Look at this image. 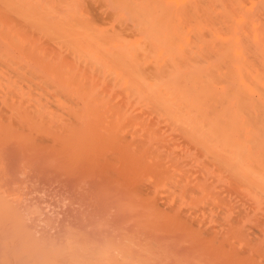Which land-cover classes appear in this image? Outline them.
Instances as JSON below:
<instances>
[{
  "label": "bare ground",
  "instance_id": "1",
  "mask_svg": "<svg viewBox=\"0 0 264 264\" xmlns=\"http://www.w3.org/2000/svg\"><path fill=\"white\" fill-rule=\"evenodd\" d=\"M42 1L43 0H0V66L3 64V63H5V60H8L7 62H9V61H11V62H9L10 64L11 63H13V60H14V63H15V61L17 60H19V62H20V65H18L17 63H16V65H18V66H20V67H18L20 70H21V68H22V71H23V67L22 66H24V68L26 69H28V70H30L29 68H31L32 69V64L33 63H36V65H39L40 67H38V68H40V72H44V75H46L45 77L47 78V77H51V78H54L55 77V79H56V76L58 77H60V79H59V84H63V82L64 81H66V82H64L65 84H63V86H66V85H68L67 84V79H69V81H71V80H73V78H74V80H73V83L75 82V84H77V85H75L76 87H80V85L81 84H83V85H87L86 87L85 86H82L84 89H86V88H89L90 87V85H91V87H93V88H91V89H93L92 91H94L93 92V94H92V91L90 92V89L89 90H87V91H89V92H87V93H89L88 95H87V93L85 92V91H83V95H84V92L86 93L85 94V98H84V96H83V99H90L91 97H93L94 96V94H96V93H99V92H96V90H97V88L96 87H94V84L95 83H97V82H94V77H91L92 78V80H91V78H90V75H92V76H95L94 75V73H93V71L91 72L92 74H89L90 73V71H88V66H86L87 68V71L89 72L88 74L86 73V70H83L82 68V66H81V62L80 63H78V60L79 59H81V57H82V55L81 54H77V53H80V52H82V54H84L85 56H88V57H85L84 55H83V57H85L84 58V61H85V59L87 58L88 59V61H85V62H83V60L81 59V60H79V61H82V63H93V60L95 61L94 63L97 65L98 63L99 64H101V65H99L98 64V68H99V70H97L96 69V71H100L103 67H101V66H104L105 67V71L104 70H101V72L103 71V72H106L104 75L106 76V74H108V71H109V65L108 64H106V60H107V58H108V62H109V59L110 58H112L113 57V55H114V53L115 52H118V50H120L121 52H123V55H122V53L119 51L118 53H115L116 55H117V57L115 56V58H119V57H121V58H119L118 59V61L121 59L122 60V56L124 57V59H125V61H127V63L129 64V65H131V67L135 64V67H132L131 68V70H133L134 71V73H136L137 71L138 72H140L139 70H137L136 71V67H140V69H142V64H143V66H146L145 64L147 63V62H150V59H149V61L146 59V56H144L143 58H142V60L144 59L145 61H146V63L144 64V62H142L141 60H140V62H138V60L137 59H139L141 56V54H144V52H141L140 53V57L139 58H133L132 57V55L134 56V55H138V53H139V51H138V53H137V51L135 52L134 51V53L133 54H131L132 52H133V50H132V52H131V48H134L135 50H138V49H140V48H138V49H136V47H137V39H136V43H135V45H136V47L134 46V43L132 42V44H131V42H128V41H125V40H123V38L121 39V41H125V43H123V42H119L117 39H118V37H115L116 38V40L118 41H116L115 40V38L113 39V38H111V40H110V38L108 37V35L106 36V34H107V32L108 31H104V29L103 28H101V29H103V31L99 28L98 29V27H95V29H98L99 31L97 32V33H95L96 32V30L95 29H90V28H94V22H95V18H96V16L94 17V15L91 17V18H88V16H87V21H85V25L87 26V24H88V26L87 27H89V31L87 30L86 31V33H88V34H83L84 32H85V25L83 24L82 25V23L81 22H84V20H85V16H84V14H82L81 12L79 13L78 11H77V5H75L76 7V9H74V10H72L71 8H70V3H69V6H66L67 4H64V2H62V0H61V2L63 3V5H62V7H61V3H58L59 1L57 0V2L55 1V0H53V1H55L56 2V4L58 3L59 5H57L58 7H55L56 6V4H53V3H55V2H52L51 0H49V1H47L46 2V4H44V5H42L41 3H42ZM72 1V0H71ZM102 1V0H101ZM123 1V0H122ZM127 1V0H126ZM130 1L131 0H129V3H130ZM151 3H152V5H153V7H152V9L154 8V0H149ZM172 1V0H171ZM184 1V0H183ZM183 1H180L181 3L183 2ZM186 2H185V4L183 5V3H182V5H183V8H185L186 7V9H188L187 7H189V10H190V12L189 13H187V12H184V17H183V20H185L184 22H182L183 20L180 18V17H174L175 15H177L176 13L175 14H173L174 16L171 18V17H169V18H171V19H161V21H163V24L165 23V21H168L167 22V25H168V23H172L171 25H180L181 26V28L179 29V28H177V27H173V28H171L170 27V24H169V26H167L166 24V26L165 25H161V24H159V23H157L158 25H161L162 27L163 26H165V28L167 27H169L168 29L170 30V31H172V30H176V29H179V30H176L174 33L173 32H170V33H172V34H169L168 35V29L166 28V29H164V30H167L166 32H167V34H165L164 35V32L162 31H158V29L161 27H157V26H155V27H157L158 29L156 30L155 29V27H153L152 25H157L156 24V22L157 21H155V19L153 20L154 22H151V26L148 24V26H150L149 27V31L147 32V34H149V32L151 31L150 29H151V27L153 28L152 29V31L150 32L151 33V37L149 36V35H147V36H149L148 38H147V36L143 33V31L141 32V34L142 35H144V36H142V39H143V37H145V39H143V40H141L140 38V40H141V42L140 43H142V41H143V43H147L148 44V46L150 47V45L151 44H161L162 45V43H164V45H163V47H165V49H166V51H165V53H167V54H165V53H163L164 54V56H163V54L161 53V52H164L163 50H162V46H160V50H162L161 52H160V50H159V54H162V56H161V59L162 60H165V59H163V57H168L167 55L169 54L170 56V58H168L167 60V62H166V60L165 61H163V62H165V63H163L162 64V60L160 61V55L159 56H156V59L158 58L159 59V63H161L162 65H163V67L166 65V68H168L169 66L170 67H174V68H176V67H179L180 66V68L182 69H180L179 68V70H178V68L175 70V73H173L174 72V68H173V70L171 69V68H169L170 70H172V72H171V76L172 75H175V78H173V79H177L178 78V80H179V84L177 85V83H178V81L176 80H174L175 82H177V83H175V82H170V81H172L173 79L171 78V76H170V70L168 71V73L166 74V73H164V74H166L167 76H169V81H166V82H170V83H166V85H167V87L165 86V87H162L161 86V84H159V82L158 83H154V85H152V84H150L149 82H147V79H144L145 77V75H147L148 73H145V75L143 74V79L142 78H140L141 77V75L139 76V75H136V76H139L138 78L134 75L133 76V74H131V76L130 77H135L136 79L135 80H138L137 82H141L142 80H145L147 83H149V85L147 84V83H145V81H142L143 82V84L142 83H139L140 85H139V87H135L136 89H132V90H137L136 91V93L135 92H133V93H135L137 96L136 97H138L136 100H134V101H137L138 99H143L144 97H142V96H144V95H150V98L147 96L146 98H147V100H148V98H149V100H151V97H152V99H153V101H151V102H149L147 105L148 106H146V107H151L150 105H153V103H155V104H157L156 105V107H154V111L152 110V113L154 114V113H158L157 114V116H159L160 118H162V121H164V122H166V124H167V130L168 129H170V130H168V131H176V132H181L180 133V137L182 136L181 134H184L187 138H186V140L188 139L189 140V144L188 145H190L191 144V142L193 143V147L192 146H189V147H191L192 149H194L196 152H198V155H199V157H198V159L201 157L203 160L201 161V166H203V168H201V172L203 171V172H205V173H208L209 175H212L211 174V172L209 173V169L210 168H212L211 170H213L212 171V173H214V174H218V175H216V177H218V179L219 180H222V181H225V182H227L228 183V185H229V187H227L226 188V190H227V193H233L232 195H234L235 194V196L237 195L238 197H242V198H240V200L241 199H243V197H244V199H245V197L246 198H248L249 197V199L250 198H253V199H259V200H263L264 199V0H197V1H195V0H190V3H188V6H187V0H185ZM201 3H200V2ZM45 2V1H44ZM120 2V1H119ZM133 2H135V0L133 1L132 0V3ZM138 2V6L139 7H141V5L142 4H144L143 3V1L142 0H138L137 1ZM141 2V4L139 5V3ZM169 2V0L167 1V0H165V4H167ZM199 2V3H198ZM74 3V2H73ZM81 3V2H80ZM100 3V2H99ZM125 3V2H124ZM127 4H129L128 3V1L126 2ZM136 3V2H135ZM135 3H133V4H135ZM148 3V4H147ZM170 3H172V2H169L168 4L169 5H167V6H169L168 7V11H170V9L172 10V8L174 9V7H172L171 8V4ZM176 3V2H175ZM174 2L172 3V4H175ZM198 3V4H197ZM84 4V3H83ZM122 4V2H120V5ZM133 4H130L131 6H135V5H133ZM147 4V5H146ZM201 4H202V6H201ZM70 10H72V12L70 11L69 13H68V15H66L67 13L65 12V11H67V10H64V8L63 7H65V6ZM119 5V6H120ZM124 5V4H123ZM123 5L121 6V10L123 9L122 7H123ZM151 4L148 2V0H147V2L145 3V5L142 7V9H144V7H145V9L147 8V6H150ZM116 6H118V4L116 5ZM126 6V5H125ZM125 6H124V9H125ZM166 6V5H165ZM178 8H179V6L178 5H176ZM185 6V7H184ZM191 6H193L191 9H190V7ZM65 7V9H67ZM128 7V6H127ZM176 7V8H177ZM56 8H58V9H56ZM166 8V7H165ZM33 9H35V11H39L40 10V12L39 13H42V14H44L43 16H45V17H42V16H40V14L38 15L37 13H35V11L33 12ZM61 9V11H59ZM123 9V10H124ZM129 9V8H128ZM151 9V8H150ZM120 10V11H121ZM125 10H127V9H125ZM154 11L155 10H158L159 11V8L158 9H156V8H154L153 9ZM175 10V9H174ZM178 10V9H177ZM32 13H31V12ZM58 11V12H57ZM81 11H83L82 9H81ZM131 11V10H130ZM143 11H145V10H143ZM150 11V10H149ZM153 11V12H154ZM127 12V11H126ZM133 12V11H132ZM132 12H130L131 14H132ZM157 12V11H156ZM156 12H154L155 14H156ZM35 13V14H34ZM84 13H85V11H84ZM122 13V12H121ZM130 13H128L129 15H130ZM148 13V11L146 12V13H144V14H147ZM150 13V12H149ZM30 14V15H29ZM31 14H34L36 17V19L37 20H41V21H43L44 22V26H42V27H40L41 25H42V23H41V25L40 24H37V20L34 18L33 20L31 19ZM37 14V15H36ZM55 14V15H54ZM81 14H82V16H81ZM88 14V13H87ZM127 14V15H128ZM134 14L136 15L137 13H136V10H135V12H134ZM179 14H181V13H179ZM34 15H32V17L34 16ZM48 15V16H47ZM88 15H90V14H88ZM114 15H116V14H114ZM171 15H172V13H171ZM83 16H84V18H83ZM108 16V15H107ZM137 16V15H136ZM179 16H181V15H179ZM191 16V17H190ZM28 17H30V19L28 20V19H26V18H28ZM41 17V18H40ZM90 17V16H89ZM102 17V16H101ZM109 17V16H108ZM126 17H128V16H126ZM132 17V16H131ZM130 17V18H131ZM139 17H140V15H139ZM51 18H53L51 21H52V24H53V21H54V25H52L50 28L49 27H47L46 26V24H48V26H49V23H48V21H46L47 19L49 20V22H50V19ZM83 18V19H82ZM110 18V17H109ZM142 18V17H141ZM177 18V19H176ZM189 19V23H188V21L186 20V19ZM44 19V20H43ZM46 19V20H45ZM91 19L92 20V22L89 24V20ZM111 19V18H110ZM109 19V20H110ZM144 19V18H143ZM145 19H147V17H145ZM27 20V21H26ZM33 22V23H31V21ZM35 20H36V24H37V26L39 25V27L40 28H42V29H40L39 27H38V29H39V31L41 30V31H44L43 29H45V28H43V27H46V28H48L49 30L51 29V28H53L54 29V26L55 25H57V26H59V28L60 29H62V30H60V29H58V32L60 31V32H64L65 30L66 31H68V30H70V28L69 27H71V29H73L75 32H77V29H78V34H76V35H74V41L76 40V44L74 45L73 44V46L72 47H69L68 46V44L69 43H66V41H67V37H69V39L72 37L71 35L72 34H70V32H71V30H70V32H69V34H68V32H67V34H68V36L67 35H64V39L66 40H64L63 38H60V37H62L63 35L61 34V33H57L56 31L57 30H55V29H57V27H55V29L54 30H52L51 31V34L52 33H54V35L55 36H57V34H58V36L57 37H59V34L61 35L59 38L60 39H55V40H61V41H63L64 40V47H65V44H66V46L67 47H69V49H70V51H71V53L73 52V53H75V51L74 50H76L77 51V53H75L76 55H78L77 56V58H79V59H77L76 60V62L75 63H78L79 64V66H81L82 68L80 69V68H78L77 67V65L75 66V63H72L73 62V60H71V61H66L65 59H67V56H66V58H65V53H63L62 52V54L64 55H62L61 54V52L59 53V51L57 50V48H55L58 52H55L56 50L54 49V44L53 45H51V42L53 41V40H49V39H51V38H49L50 36H54L53 34L51 35L50 34V36L48 37V40H49V42L46 40V42H48V44H49V46H48V44L47 43H45V45L46 46H43V45H41L42 43H39L40 42V39H39V41H38V37H37V35H42L41 33H36V32H34L35 33V36H34V34L32 33L36 28H37V26H35ZM39 20V21H40ZM78 20H80L81 22H79ZM90 20V21H91ZM99 20V19H98ZM121 20V19H120ZM134 20V19H133ZM132 20V21H133ZM30 21V22H29ZM40 21V22H41ZM73 21H77V23H76V26H77V24L79 23V25L80 26H82V27H78L77 29H76V26L74 27L73 25L75 24ZM94 21V22H93ZM102 21V20H101ZM111 21V20H110ZM135 21V20H134ZM133 21V22H134ZM145 21V20H144ZM144 21H142V22H144ZM160 21V23H162ZM28 22H29V24L31 23V24H33V26H35L36 28H34L33 26H31V25H29L28 24ZM40 22H38V23H40ZM72 22H73V24H72ZM112 22V21H111ZM126 22V21H125ZM136 22V21H135ZM178 22V23H177ZM46 23V24H45ZM87 23V24H86ZM94 23V24H93ZM110 23V22H109ZM144 23H146V22H144ZM152 23H154V24H152ZM176 23V24H175ZM180 23V24H179ZM183 23H185V28H189V32L188 33H191V32H193V30L195 29V33H199L200 32V34H198V35H196L194 32V34H195V39H196V37H198L197 39L199 40V38H200V40L199 41H197V39L195 40L194 39V36H191L192 38H191V41L193 40H195V42L197 43L196 44V46L198 45V42H200V43H203L204 44V50H208V49H210V47L207 45V46H205V44L207 43V44H211V42L209 43V41H208V39L206 38V35H205V33L206 32H208V33H206L208 36V38H213L215 35L213 34V32H219V34H218V32L216 33V35L218 34V36L216 37V40H219L220 38H222V37H220V35H224V37L222 38V39H220L219 41H216L215 39H212L211 41L212 42H217L216 44H218V42H219V44H220V46L221 47H219V45H216V44H211V45H215V46H217L218 47V50H215L216 49V47L214 46H212L211 47V52L212 51H215V52H213V53H210V51L208 52V51H206L207 53H209V54H211V55H209V56H207V55H205V53L203 52V44H200L198 47H199V52H201L202 53V55H203V53H204V55H203V57L205 56V58L206 57H208V60L207 59H204L203 57H202V55L198 52V51H194L197 47H195L194 45L192 46V45H190V47H188L187 48V46L189 45V44H192V42L191 41H189V38L188 37H190V35L187 33H185V31L186 30H184L183 28H184V25H183ZM193 23V24H192ZM28 24V25H27ZM92 24V25H91ZM100 24V23H99ZM108 24V23H107ZM136 24H137V22H136ZM182 24V25H181ZM188 24H190L191 25V27L193 28V30H191V27L190 26H187ZM203 24H206V25H209V26H211V27H213V29H211V30H213V31H211L210 29H208L207 27V31L204 33V34H202L201 35V32L203 31V30H205V27H204V29H203ZM50 25H51V22H50ZM72 25V26H71ZM90 25V26H89ZM105 25V24H104ZM28 26H31L30 28L31 29H33V31H31V29H29L28 30ZM61 26H64V27H62L61 28ZM100 26H102L101 24H100ZM108 26V25H107ZM111 26V25H110ZM119 26H121V25H119ZM142 27H143V25H141ZM146 26H147V24H146ZM182 26H183V28H182ZM33 27V28H32ZM72 27H74V28H72ZM124 27V26H123ZM161 27V28H162ZM63 28H65V29H63ZM79 28H81L80 30L81 31H83L82 33L79 31ZM160 28V29H161ZM203 30H202V29ZM68 29V30H67ZM84 29V30H83ZM88 29V28H87ZM121 29V28H120ZM128 29V28H127ZM132 29V28H131ZM148 29V28H147ZM163 29V28H162ZM37 30V29H36ZM95 30V32H94V34H93V31ZM180 30H184V33L181 31V34L179 35V33H178V31H180ZM191 30V31H190ZM202 30V31H201ZM46 31H48V30H45L44 32H46ZM54 31V32H53ZM66 31H65V33H66ZM73 31V32H74ZM90 31H91V33H90ZM123 31H125V29L123 30ZM154 31V32H153ZM160 33V34H163L165 37H163V38H165V42H162V40H160V37L158 38L159 39V41L161 42H159V41H157V40H154L152 37H158V35L157 34H159L158 32ZM199 31V32H198ZM211 31V32H210ZM28 32H29V34L30 33H32V34H30V35H28ZM38 32V31H37ZM44 32H43V34H44ZM73 32H71V33H73ZM75 32H74V34H75ZM80 32V33H79ZM101 32H103V37L102 38H107V40L109 41H113L112 42V46H114L113 44L114 43H116L115 45H116V48H114L115 50H112L113 49V47L110 45V44H108V42H107V40L106 39H104V40H102V38H100L99 37V35L101 34ZM133 32H134V30H133ZM132 32V33H133ZM153 32V33H152ZM155 32H157V34H155ZM209 32H210V34L212 35V37H211V35L209 34ZM47 33V32H46ZM109 33V32H108ZM112 33V32H111ZM135 33H137V32H135ZM134 33V34H135ZM176 33H178L177 35H176ZM182 33H183V36H187V40H188V43H187V45H185V50L183 49V48H181V44H180V46L178 45L179 43H181V41L183 40L184 42L186 41L185 39H182ZM192 33V34H193ZM203 33V32H202ZM221 33V34H220ZM49 34V33H48ZM89 34H91V35H89ZM105 34V35H104ZM125 34V33H124ZM153 34V35H152ZM156 36H155V35ZM185 34V35H184ZM45 35H47V34H45ZM92 36L94 39H92L91 37H89V36ZM94 35V36H93ZM140 35V34H139ZM138 35V36H139ZM169 37H168V36ZM182 36V37H180L179 38V36ZM203 35H204V39H206L205 41H202L201 42V40H204L203 39ZM214 35V36H213ZM222 35V36H223ZM44 36V35H43ZM55 36L54 37H52V39L53 38H55ZM71 36V37H70ZM97 36V38H96V41H97V39H101V41H99V42H101V46H102V44L103 43H107L106 44V46L105 45H103L102 47L103 48H100V45H99V42H96V43H98V44H96V43H94L95 42V37ZM122 36V35H121ZM136 36V35H135ZM166 36H167V38H166ZM175 36L177 37L178 36V38L179 39H177L176 38V42L178 41V40H180V41H178L179 43H176L175 42ZM200 36V37H199ZM37 37V38H36ZM42 37V36H41ZM45 37V36H44ZM44 37H43V39H44ZM171 37L173 38L172 39V41H174V42H172V41H170L169 42V40L171 39ZM214 37V38H215ZM219 37V38H218ZM67 38V39H66ZM73 38H71V40H73ZM168 38H170V39H168ZM184 38V37H183ZM42 39V38H41ZM113 39V40H112ZM138 39V40H139ZM147 39H149L148 40V42H147ZM168 41H167V40ZM38 42H37V41ZM116 42H115V41ZM119 40H120V38H119ZM132 40V39H131ZM152 42H151V41ZM154 40V41H153ZM44 41V40H43ZM61 41H58V42H60V44L62 43ZM74 41H70V42H72V43H74ZM102 41H104V42H102ZM109 41V42H110ZM133 41H135V40H133ZM145 41V42H144ZM169 42L170 43V46H167V45H169V44H165V43H167V42ZM45 42V41H44ZM55 41H53L52 43H54ZM129 43L130 45H128L127 43ZM151 42V43H150ZM173 43V46L171 45L172 43ZM182 43L183 44V46L182 47H184V44L185 43ZM187 42V41H186ZM191 42V43H190ZM205 42V43H204ZM39 43V45H41V47H42V49L44 50V52L43 53H45L46 51V48L45 47H47L48 48V52H46L47 54L45 55V54H42V51L43 50H41V54L39 53L40 51H38L39 49H41V48H39L40 46L38 45V48H37V44ZM56 43V42H55ZM143 43H142V45H143ZM145 43V44H146ZM175 43V44H174ZM36 44V45H35ZM57 44V43H56ZM71 44V43H70ZM126 44V45H125ZM150 44V45H149ZM195 44V43H194ZM111 47H110V46ZM138 45H139V43H138ZM141 45V44H140ZM138 46V47H141V46ZM167 47H166V46ZM180 47H178V46ZM71 46V45H70ZM109 46V48H111V49H109V48H107ZM147 46V48L149 49V47ZM172 46V47H171ZM51 47H53L52 49H51ZM58 47V46H57ZM74 47V48H73ZM115 47V46H114ZM145 47V46H144ZM156 47V46H155ZM152 47V49H156L155 50V52L159 49V47ZM179 48L180 50H176L177 48ZM191 47H193L194 48V50H193V48H191ZM205 47H206V49H205ZM207 47H209L208 49H207ZM50 48V49H49ZM74 50H73V49ZM98 50H97V49ZM142 48H143V46H142ZM142 48H141V51H142ZM146 48V49H147ZM158 48V49H157ZM170 48V49H169ZM172 48V49H171ZM175 48V51L173 50ZM189 49V48H191L192 50H193V52L191 51V53L193 54L194 52L197 54V56H199L200 57V55H201V57L199 58V61L201 60V63L203 62L204 64H205V66L206 65H208L209 64V66H210V62H212L211 60H212V55H213V63H215L217 60H218V58H219V60H220V63L218 64L219 65V67L217 68V66H216V64L218 63V62H216V64H215V68L214 67H212V68H210V67H208V69L210 70V73H209V71L208 70H204L205 68V66L204 65H202L197 59H198V57H196L195 55L196 54H194V56H195V61H194V59H192V57H191V53H190V49L188 50V54H190L189 56L187 55V49ZM202 48V49H201ZM215 48V49H214ZM224 48V49H223ZM55 50V51H52V50ZM66 49V48H65ZM68 49V48H67ZM99 49H101V53H100V50ZM103 49V50H102ZM117 49V50H116ZM164 49V48H163ZM168 49V50H167ZM214 49V50H213ZM219 49H220V51L222 50V52L223 53H221L220 51H219ZM59 50H60V48H59ZM62 50V49H61ZM110 50H112V51H110ZM143 50H145V49H143ZM171 50H173V52H175L176 54H174L173 52V54L171 53L170 54V52H171ZM196 50H198V49H196ZM201 50V51H200ZM38 51V52H37ZM66 51V50H65ZM64 51V52H65ZM114 51V52H113ZM167 51H170V52H167ZM177 51H180V53L181 54H183L182 56H183V59H181L182 58V56H181V54H180V57H178L179 55L177 54L178 52ZM186 51V52H185ZM111 52H113V53H111ZM150 52H151V50H150ZM154 52V51H153ZM158 52V51H157ZM182 52H184L185 53V55H187V57L184 55V53H182ZM220 52V53H219ZM70 52H69V54H67V55H69V57H70V54H71ZM100 53V54H99ZM111 53V54H110ZM120 53H121V55H120ZM136 53V54H135ZM152 53V52H151ZM218 53L221 55H218ZM41 56H40V55ZM103 54V55H102ZM113 54V55H112ZM13 55H16L15 57L13 56ZM43 55H45V56H43ZM79 55H80V57H79ZM104 56L103 57V59L105 60L104 62H103V59H101L100 58V56ZM112 55V57H109V56H111ZM144 55H147V54H144ZM149 55V54H148ZM151 56H152V54H150ZM149 55V56H150ZM172 55V56H171ZM173 55H176V56H174L173 57ZM216 55V56H215ZM40 56V57H39ZM185 56V57H184ZM193 56V55H192ZM211 56V57H210ZM219 56V57H218ZM68 57V60L70 59ZM71 57H73V55L71 56ZM82 57V58H83ZM107 57V58H106ZM135 57H137V56H135ZM148 57V56H147ZM154 57V56H153ZM172 57H173V59L174 58H176V57H178L181 61H184V63H182V62H180V61H178L177 62V60H175V61H173L172 60ZM211 59H210V58ZM217 58L216 59V61L214 62V59L215 58ZM65 58V59H64ZM106 58V59H105ZM114 58V57H113ZM112 58V60L115 62V65H116V62L117 61H115L114 59ZM149 58V57H148ZM186 58H188V59H190L189 61L191 62V64H190V66L189 65H187L188 63H190ZM37 59V60H36ZM74 59V58H73ZM86 59V60H87ZM91 59V60H90ZM137 61H136V60ZM158 59H157V61H158ZM169 59H171V60H169ZM178 59V60H179ZM185 59H186V61H188L187 63H186V65L185 66H187V67H184L183 66V64H185ZM3 60H4V62H3ZM75 60V59H74ZM111 60V59H110ZM111 60V62L110 63H113V61ZM151 60H153L154 61V58H152ZM210 60V61H209ZM218 60V61H219ZM16 61V62H17ZM134 61H135V63H134ZM157 61L156 62H153V63H157ZM169 61H172L173 63H171L170 65H167L166 63H170ZM206 61H209L208 63H205ZM107 62V63H108ZM121 62H123V61H121ZM136 62L137 63H140L138 66L136 65ZM180 62V65H178L177 66V63H179ZM197 62H199L200 63V66H201V68L199 67V69H197V70H195L194 72H198V70H199V72L201 71V69H202V67H203V69L202 70H204L205 71V73L203 74V75H206L207 74V76L205 77V79H203L204 78V76L203 75H200V73H202V71L199 73V74H197V75H200L201 76V78H202V80H201V78H200V76H195L196 78L198 77V78H200L199 80H193L195 77L193 76L194 74V72L192 71L191 73L193 74V75H189L188 74V71H190V70H185V71H187L186 73L184 72V75L186 74L187 76H185L184 77V75H180L181 73H180V71H182V74H183V70L186 68V69H188L189 67L191 68V65H193L192 66V68H194V67H196V66H198L197 64H199V63H197ZM2 63V64H1ZM8 63V64H9ZM22 63H26L25 65H27L26 67H25V65H22L21 66V64ZM124 63V62H123ZM127 63H125V65H127ZM175 63H176V67H175ZM181 63H182V66H183V68H182V66H181ZM193 63V64H192ZM211 64V65H214V64ZM5 64H7V63H5ZM7 64V66H8V68L10 69V67H14V65L13 66H9ZM87 64V65H88ZM95 64H93V65H95ZM114 64V63H113ZM118 64V63H117ZM121 65H119L120 66V68H121V66H122V63H120ZM150 64V63H149ZM154 64V65H155ZM161 64H156L154 67H156L154 70H155V72H157V65H158V67L161 65ZM195 64H196V66H195ZM32 65V66H31ZM35 65V66H36ZM83 65V64H82ZM92 64H90V66H93ZM114 65V66H115ZM172 65V66H171ZM72 66H75V67H77L78 69H80L79 71H77V68H76V70H75V68L73 69V67ZM84 66V65H83ZM110 66H111V64H110ZM113 66V65H112ZM111 66V67H112ZM149 66V65H148ZM168 66V67H167ZM225 66H227V72H226V74H225V72H224V74L223 75H220V74H222V70L220 69V68H222V67H225ZM2 67V66H1ZM5 67V65L3 64V68ZM17 67V66H16ZM29 67V68H28ZM85 67V66H84ZM101 67V68H100ZM147 67V66H146ZM145 67V68H146ZM160 67H162V66H160ZM162 67V69L163 70H165V67L163 68ZM207 67V66H206ZM37 68V67H36ZM92 68L93 67H90V69L92 70ZM116 68V67H115ZM145 68H143V70L145 71ZM189 68V69H190ZM191 68V70H194V69H192ZM196 68H198V67H196ZM2 69V68H1ZM7 69V68H6ZM5 69V70H6ZM13 69V68H12ZM19 69H17L18 70V72H22V71H20ZM89 69V70H90ZM107 69H108V71H107ZM124 69L127 71V69L128 70H130L129 69V67L127 66V67H124ZM135 69V70H134ZM153 69V68H152ZM212 69V70H211ZM214 69V70H213ZM216 69H220L221 70V73H220V70H217V72L219 71V73L220 74H218L217 73V75H216V78L217 79H219V80H226V82H229L228 80H230V82H229V86H232L233 88L235 87V90L231 87L229 90L227 89V91H230L231 89V91L230 92H233V93H231L232 95H227L229 92H227L224 88H226L227 86H221V85H223V84H225L226 85V82H224V81H222L223 82V84H221V81H220V84L218 83L217 84V87H216V84H215V88H218V86H220L222 89L220 90V91H218V89H213V87H210L209 86V79H208V77H211L212 75L211 74H213L214 76H215V74H216ZM14 70V69H13ZM36 70L37 69H35V72H36ZM64 72H63V71ZM73 70H75V71H73ZM83 71V73L81 72L80 73V71ZM113 70V69H112ZM112 70L110 69V72H112ZM143 70L141 71V72H143ZM151 70V69H150ZM149 70V68H148V71H150ZM153 70V71H154ZM163 70H161V72H164ZM224 71H225V68L223 69ZM7 71H10V73H14V74H16L17 73V71H15V72H11V70H8L7 69ZM60 71V72H59ZM85 71V72H84ZM114 71V70H113ZM118 71V73L117 72H112L114 75H112V77L113 78H115V76L117 75L118 77H121V75H122V73H120V71L119 70H117ZM136 71V72H135ZM147 71V69H146V72H148ZM206 71H207V73H206ZM24 72V71H23ZM43 72H42V74H43ZM80 74H79V73ZM154 72V73H155ZM180 73L179 75L181 76L180 78L179 77H177L176 78V74H177V76H179L178 75V73ZM212 72V73H211ZM213 72H215V73H213ZM30 73V72H29ZM85 73L87 74V75H89V77L87 76V75H85ZM96 73V72H95ZM152 71H151V74H150V77H151V75H152ZM158 73V72H157ZM190 73V72H189ZM230 73H232V75L230 74ZM1 74H3V73H1ZM5 74V73H4ZM21 74V73H20ZM20 74H16L18 77V81L20 82V79L21 80H27V79H25V78H20V77H23L22 75L20 76ZM30 74H32V72L30 73ZM97 74H98V72H97ZM110 74L111 73H109V75H107V78L105 79L106 80V82H110L109 80L107 81V79L108 78H110L109 76H110ZM116 74V75H115ZM129 74V75H130ZM139 74V73H138ZM141 74V73H140ZM163 74V75H164ZM169 74V75H168ZM209 74L211 75V76H209ZM230 74V75H229ZM16 75H15V77H16ZM29 74H27V76H28ZM33 76L35 75L36 76V73L35 74H32ZM64 75V76H63ZM101 75L103 76V73H101ZM120 75V76H119ZM125 77L126 76H128V75H126L125 73L123 74ZM123 75H122V79H123V81H124V84L123 83H121V85L123 84V85H125L126 87L128 86V85H126L125 83H127V82H129V81H131L133 84H134V86H136L135 85V80L133 81V80H131L129 77V81L127 80V79H125V78H123ZM195 75H196V73H195ZM8 76H9V74H8ZM13 76V75H12ZM31 76V75H30ZM61 76L64 78L63 79V82H61ZM87 77V79H86V77ZM116 76V77H117ZM154 77L155 76H158V74H156V75H153ZM151 77L152 78V80H151V78H149V75H148V77L146 76V78H149L150 80H148V81H152V83H153V81H155V79L157 78H154V77ZM161 76H162V73H161ZM211 77L212 78V80H213V78H215V77ZM229 76H231V78L229 79ZM25 77V76H24ZM43 77V76H42ZM72 77V78H71ZM83 77V78H82ZM101 77V76H100ZM100 77H99V80H100ZM163 78L165 77V76H162ZM172 77H174V76H172ZM188 77H190V78H188ZM191 77H193V79L191 78ZM223 77L224 78H226V79H223ZM4 78V77H3ZM14 78V77H13ZM12 78V79H13ZM20 78V79H19ZM27 78V77H26ZM39 78V77H38ZM45 78V79H46ZM50 78V79H51ZM90 78V79H89ZM105 78V77H104ZM162 78V79H163ZM208 80H207V79ZM216 78H215V80H216ZM15 79V78H14ZM29 79V78H28ZM32 79V78H31ZM30 79V84H31V82H32V80ZM34 79H37L36 77L34 78ZM43 79V78H42ZM58 79V78H57ZM71 79V80H70ZM87 80L86 82L85 81H83V80ZM121 79V78H120ZM161 79V80H162ZM171 79V80H170ZM5 80H7L8 81V79H5ZM38 80V79H37ZM37 80H35V81H37ZM53 80V79H52ZM88 80H90V81H88ZM113 80V79H112ZM116 80V79H115ZM118 80V79H117ZM160 80V81H161ZM164 80H166V78L164 79ZM164 80H163V82H164ZM191 80H193L192 82L193 83H190L191 82ZM214 80V81H215ZM218 80V81H219ZM7 81H4L5 82V84H6V82ZM18 81H17V83H14V85H15V87H17V85H19L18 84ZM34 81V80H33ZM34 81V82H35ZM49 81V80H48ZM58 81V80H57ZM92 81V82H91ZM103 80H100V81H98L99 83H101ZM218 81H216V83L218 82ZM3 82V83H4ZM11 82H12V80H11ZM33 82V83H34ZM42 82V81H41ZM45 82V81H44ZM116 82V81H115ZM114 82V83H115ZM131 82H129V86H131L130 84H131ZM162 82V81H161ZM162 82V83H163ZM181 82L183 83V84H181ZM206 82H208V84L206 83ZM1 83V82H0ZM21 83V82H20ZM22 83H24V81L22 82ZM28 83V82H27ZM70 83V82H69ZM84 83H86V84H84ZM89 83H91V84H89ZM111 83V82H110ZM117 83V82H116ZM8 84V83H7ZM9 84L11 85V86H13L14 87V85H12V83H10L9 82ZM8 84V88H6V89H8V91L9 90H11L10 88H12L13 89V91H10L9 92V95L7 94V96H9V97H11V98H6V99H3V98H1V99H3L2 101H4L3 103L5 104V106L4 107H2V108H0V142H2L1 144H4L5 143V141H10V140H8V138L11 136H13V134H14V132L17 130L18 131V129L20 130V128H19V126H17V124H20V123H17L18 121H19V119H25L26 118V121L30 124L29 126H31V124H34V126H36V124H37V127L39 128V126L40 125H38L39 123L38 122H40L39 120H37V115L39 114V113H41L38 109H36L35 108V106H38V104H36L35 106H34V104L33 105H25L24 103H26V102H24V103H22L21 101H18V102H16V101H14L13 99H12V97L13 96H11L12 95V93H14V90H17V92L19 91L18 90V88H19V86L15 89V87L13 88V87H10V85ZM25 84V83H24ZM47 84V83H46ZM58 84V85H59ZM61 84V85H62ZM70 84H72V82L70 83ZM98 84V83H97ZM109 84V83H108ZM111 84H113V82L111 83ZM119 85H120V83H118ZM117 84V85H118ZM128 84V83H127ZM132 84V85H133ZM165 84V83H164ZM163 84V85H164ZM176 84V85H175ZM180 84L182 85L181 87H180ZM184 84H191L190 86H187V85H185L184 86ZM212 84V83H211ZM32 85H35V84H32ZM32 85H30V86H32ZM61 85H60V87H61ZM72 85H74V84H72ZM71 85V86H72ZM110 85V84H109ZM138 85V84H137ZM173 85V86H172ZM177 86V87H175V86ZM24 86H26V85H24ZM50 86V85H49ZM68 86H70V85H68ZM95 86H96V84H95ZM98 86V85H97ZM108 86V85H107ZM2 87V86H1ZM43 87V86H42ZM48 87V86H47ZM82 87H80L81 89V92H82ZM100 87H101V85H100ZM112 87H113V85H112ZM111 87V88H112ZM116 87H118V86H116ZM131 87H133V86H131ZM29 88V87H28ZM33 88H36V87H33ZM39 88H40V86H39ZM55 88V87H54ZM56 88H58V87H56ZM55 88V89H56ZM63 88H65V87H62V89ZM105 88V87H104ZM108 88L110 89V86H108ZM114 88V87H113ZM137 88H140V89H142V90H147L146 91V93H144V91H142V90H140V89H137ZM144 88H146V89H144ZM21 90H22V88H20ZM27 89V88H26ZM29 89H31V88H29ZM37 89V88H36ZM35 89V90H36ZM118 89V88H117ZM128 89H130V87L128 88ZM127 88H124V89H122V91L124 90V91H126V90H128ZM21 90H20V93H21ZM35 90H34V93H35ZM52 90V89H51ZM99 90V89H98ZM105 90H108V89H106L105 88ZM131 90V91H132ZM0 91H2V90H0ZM24 91H26V90H24ZM65 91H66V89H65ZM71 91V90H70ZM140 91H142L141 93H140ZM16 92V93H17ZM59 91H57V93H58ZM63 91L61 90V95H62V97L64 96L63 95V93H62ZM72 92V91H71ZM71 92H69V93H71ZM74 92V91H73ZM102 92V91H101ZM139 92V93H138ZM1 93V92H0ZM4 93V92H3ZM16 93H15V96H16ZM34 93H33V91H32V93H31V95L33 94L34 95ZM75 93V92H74ZM73 93V94H74ZM108 93V92H107ZM123 93H126V92H123ZM123 93H122V95H123ZM151 93V94H150ZM24 94V93H23ZM78 94V93H77ZM141 96V98H139V95ZM2 95V94H1ZM46 96L48 95V94H45ZM59 96H60V94H58ZM90 95H93V96H90ZM107 95H109V94H107ZM121 95V94H120ZM132 95V94H131ZM6 95H3V97H5ZM97 96V95H96ZM99 96H101V94L99 95ZM126 96V95H125ZM133 96H135L134 94H133ZM133 96H131V97H133ZM19 97V96H18ZM17 97V98H18ZM30 97H32V96H30ZM40 97V96H39ZM48 97V96H47ZM53 97H54V95H53ZM65 97V96H64ZM75 97V96H74ZM105 97V96H104ZM107 97V96H106ZM123 97V96H122ZM130 97V98H131ZM44 98V97H43ZM57 98H59V97H57ZM67 98V97H66ZM70 98V96L68 97V99ZM94 98H95V96H94ZM91 98V99H93V104L95 103H97V101L95 100V99H98V98ZM100 98V97H99ZM0 99V100H1ZM67 99V100H68ZM91 99L90 100H87V104H88V101H89V103H90V101H91ZM103 99V102H101V101H98V102H100V103H98L97 105V107L95 106V104H94V106H95V108L93 107V108H91L92 106H90V108H88V110L89 109H92L91 111L89 110V113H87L88 112V110L86 109H84L83 110V113L84 114H81V108L79 109V105H77V107H75L76 109H74V108H70L71 109V113H73V114H71L69 111V108H68V111L67 112H69L70 114V117H69V115H67L69 118L67 119V120H69V119H71L72 120V118L75 116L78 120H79V118L81 117V115H86V117L88 118V117H96L97 119H98V121H96V122H92V123H88L90 126H88V125H85L86 124V120H85V122L83 123L82 122V124H84V126H88L89 128L92 126L91 124H93V126H92V129L90 128V129H88V127L86 128V129H88V131H86L85 130V127H84V129H82L81 127H83V125L81 124L80 125V127L79 128H81V129H79L78 128V124L80 123H74L73 125H76V129H78V131L80 130H82V132H84V130H85V132H86V134L84 133V136H83V134H81L80 136L79 135H74V133L71 135V133H72V129L75 127H73L72 128V123H70L69 121H67V124L65 123L64 124V122H63V125L62 126H60V122L61 121H59V123L57 124V125H59L58 127H59V130H58V132L57 133H59L58 135H57V140H58V142H56V144L57 145H54L52 148H51V150H50V146L48 147L47 145H49L50 143L49 142H52V141H49V140H44L45 141V143L43 142V145L44 144H46L45 146H47L46 148L49 150V151H51L53 154H55V157H58V159H62L63 161H64V163H67V165H66V167L68 168V167H70L71 169L73 168L72 166H74V168H75V166L77 167L78 165H80L81 166V162H82V160H83V158H81L82 156H81V153H82V151L85 149V150H88V149H86V146H88V148H89V150H91L92 151V154H93V161H94V165H92V166H94V168L93 169H91V172H90V168L88 169L89 170V172H90V175L88 176L89 177V180L90 179H92V180H95V181H97V179H99V178H101V179H103V180H105L104 181V183H102L101 184V186H99V190H100V192H98V190H97V192L99 193V195L100 196H102L103 197V199L105 200V198L104 197H107V202L105 203V204H107V203H109L110 201V199L112 198L111 196L113 195V200H111L112 201V203L115 201L114 199H118L117 201H119V199H120V201H124L125 202V200L127 199H129L130 201H132V202H134V204H132V206H135L137 209H140V210H145L146 212H145V214L147 215V214H149V215H147V217H145V221L143 220L144 219V215H141V214H143V212L141 213V212H137V210H136V212L138 213L137 215H139V213H140V216H142L141 218H142V220L143 221H141V220H139L141 223H139V224H137L138 222L136 221V218H137V216L136 215H134V214H132V215H134V216H136V218H133V219H135V221L133 220V223L134 222H137L136 224L140 227V229L141 228H143V229H141V230H144L143 232H145V233H147V234H150V233H152V231L151 230H155V232L158 230V231H162L164 228V230H163V232L165 231V233H167L166 235H163V234H159V233H157V234H159L160 236L161 235H163V236H165L166 237V241L168 242V241H170V240H172V243L174 242V240H175V237L177 236L178 238H181L180 239V242L181 241H186V242H191V241H196V246H197V253H198V255L199 254H201V259L203 260V262L201 263V264H205L206 262L208 263V264H213L214 262H217L218 260H219V262L220 263H222V261H221V259L222 260H224L223 258H228V256H230V257H233L236 261H237V263L236 264H238V263H241V264H254V260L255 259H257V258H255V256L257 257V255L258 256H261V255H264V249H263V247H264V244H261V246L259 245L260 244V242H262V243H264V240L262 241H260V242H258L257 241V239H255L254 240V242H252L250 239H248V241H251L250 242V246L248 247V246H245L244 248H243V246H241L240 248H239V250L240 249H243V251L241 250V251H237V248H236V245L235 244H232L233 242L232 241H229V239L228 238H230V240H231V238L232 237H229L228 235V238L227 237H222V234H221V231H223L224 232V230L225 231H228L229 233H230V231H232V229L234 228H232V226L234 225V226H236V228H234L235 229V231L236 232H238V231H240V230H238V228L240 227V220L243 218H237L238 220H236V217L238 216L239 217V215H237L236 217H235V221L236 222H234V224H233V221H232V224H229V225H226V224H228V223H225V221H224V223L225 224H221V225H223V227L222 226H220V225H216V226H209V227H205V226H208L204 221H202V223H204L203 224V226L201 225L202 223H201V221H200V217H199V215H198V213L199 212H204V210H205V208L204 207H200V205H201V203L203 202V201H205V200H210V198L212 199L213 197H218V195H219V197H220V193L218 194V195H216V193H214V192H210V190H209V185H211V184H209V183H207L205 180L204 181H202L203 179V177L201 176V172L199 173L200 174V177L198 176L197 178H195V180H194V183L196 184V182L195 181H197V184L196 185H194V186H190V183L189 182H191V184L193 183L192 181H189V180H187L186 182H185V185L183 184L184 183V181L186 180V179H184V181H183V177L184 176H186L185 174H187L186 172L188 171V170H184V168H186V167H188L189 165L191 166V162L193 161H189L190 162V164H189V162H187L188 164H185V165H187V166H185L183 169H182V171L184 172V176H182V177H180L181 179H182V182L179 180V181H174V180H177L176 178V176H175V172H177L178 170H181V168L179 169V167L183 164L184 165V163H186L185 161H184V163H181L180 165H179V163L177 164V161L176 160H172V158H169V159H171V161L172 162H174L175 163V161H176V164H171V162L169 163V165L171 164V166L170 167H168L167 166V164H166V160H164V158H165V156H167L168 154L166 153L165 154V156H164V152H163V154L161 153V152H158V150L160 151V149H163L162 148V145H159V144H161L159 141H158V139H157V141L159 142H156V143H158V148L160 147V149H158L157 147H156V149H158L157 151H156V149H155V151H153L152 150V148L150 147V141H152V139H153V137L154 136H157V134L158 133H160V132H156L155 130H153L152 131V133H150L149 134V139L148 140H146V141H142V139H141V141H133L132 139H131V136H127L128 134H126V136H122V132H124L125 133V131H126V127H128V126H130V125H133V123L132 122H134V123H136L137 124V122L140 124V122H142L143 121V119L145 120V118L144 117H140V116H138L137 118H136V116H135V118L134 119H129L128 117H126V115H125V110H124V107H123V105L121 106L119 103H117L116 102V104H119L121 107H123V111L124 112H122L121 113V108H119L120 106H118V105H116V106H111V104L109 105H107L106 106V104L105 103H108V102H105L106 100L104 99V98H102ZM102 99H99V100H102ZM109 99H110V96H109ZM114 99V98H113ZM127 99V98H126ZM126 99H125V101H126ZM32 100H34V99H32ZM75 100V99H74ZM80 100V99H79ZM95 100V101H94ZM105 100V101H104ZM112 100V99H111ZM122 100H123V98H122ZM143 100H145V98L143 99ZM142 100V101H143ZM148 100V101H149ZM29 101V100H28ZM44 101H46V100H44ZM65 101V100H64ZM71 101H73V100H71ZM86 100H84V102H85ZM109 101V100H108ZM129 101H131V100H129ZM34 102V101H33ZM81 103H82V101H80ZM79 102V103H80ZM112 102V101H111ZM120 102V101H119ZM124 102V101H123ZM122 102V103H123ZM141 102V101H140ZM139 102V103H140ZM146 101H143V105H146V103H145ZM209 102H213L212 104H209ZM56 103V102H55ZM60 103V102H59ZM76 103H78V101L76 102ZM86 103V102H85ZM84 103V104H85ZM110 103V102H109ZM115 103V102H114ZM134 103V102H133ZM151 103V104H150ZM54 104V103H53ZM93 104H91V105H93ZM124 104H125V102H124ZM141 105H142V103H140ZM139 104V105H140ZM71 105V104H70ZM74 105V104H73ZM76 105H74V106H76ZM112 105H114L113 103H112ZM128 105V104H127ZM51 106H53V105H51ZM72 106V105H71ZM125 106V105H124ZM58 107V106H57ZM132 107V106H131ZM153 107V106H152ZM85 108V107H84ZM142 108V107H141ZM31 109V110H30ZM33 109H35V110H37V111H39V112H33ZM40 109V108H39ZM45 109V108H44ZM48 109V108H47ZM51 108H49L48 110H50ZM57 109V108H56ZM61 109V108H60ZM126 109V108H125ZM58 110V109H57ZM63 110V109H62ZM67 110V109H66ZM94 110V111H93ZM84 111H87L86 112V114H85V112ZM49 112V111H48ZM60 112V111H59ZM56 113V112H55ZM126 113H127V109H126ZM243 113H245L246 114V116H243V115H245V114H243ZM65 114V113H64ZM128 114V113H127ZM147 114V113H146ZM151 114V113H150ZM55 115H58V114H55ZM62 115V114H61ZM88 115V116H87ZM41 116V115H40ZM39 116V117H40ZM47 115L45 114L44 115V117H46ZM49 116V115H48ZM47 116V117H48ZM53 116V115H52ZM59 116V115H58ZM66 116V117H67ZM42 117L43 116H41L40 118H41V122H40V124H44V122L45 123H47L48 124V121L46 122V120H44V119H42ZM43 117V118H44ZM51 117V116H50ZM79 117V118H78ZM131 117H133V116H131ZM158 117V118H159ZM55 118V117H54ZM83 118H85V116H83ZM93 118V119H94ZM143 118V119H142ZM156 118V117H155ZM48 119H49V117H48ZM91 119V118H90ZM137 119V120H136ZM157 119V118H156ZM14 120L16 121V127H18V129H16V127H14L16 130H13L14 128H13V126H15L14 125ZM82 120V119H81ZM133 120V121H132ZM139 120V121H138ZM25 121V120H24ZM23 121V122H24ZM24 122V123H27V122ZM94 121V120H93ZM147 121V120H146ZM158 122H159V120H158ZM24 123H21L22 125L24 124ZM27 123V124H28ZM49 123L51 124V122L49 121ZM94 123H97L96 125H94ZM128 123V124H127ZM147 123V122H146ZM20 124V126L23 128V126ZM46 124V125H47ZM144 123H141V127H145L144 125H143ZM158 124V123H157ZM127 125V126H126ZM138 125V124H137ZM48 126V125H47ZM134 126V125H133ZM158 126V125H157ZM28 127V126H27ZM25 128V130L26 129H28V128ZM36 127V128H37ZM43 128V127H42ZM45 128H47V127H44V130H45ZM75 129V130H76ZM139 129V128H138ZM142 128H140L139 130H141ZM145 129V128H144ZM142 130V131H147L146 129L145 130ZM151 129V128H150ZM153 129V128H152ZM151 129V130H152ZM37 130H39V129H37ZM130 130H131V127H130ZM139 130H137V131H139ZM148 130H149V128H148ZM157 130V129H156ZM77 131V132H78ZM141 131V132H142ZM171 131V132H172ZM33 132V131H32ZM45 133H46V135H48V133H47V131H44ZM77 132L75 133V134H77ZM133 131L131 130L130 131V134L132 133ZM13 133V134H12ZM22 133H24V131L22 132ZM56 133V134H57ZM79 133V132H78ZM138 133V132H137ZM136 133V134H137ZM147 133H149V131L147 132ZM15 134H16V132H15ZM19 135H21V133L19 132L18 133ZM34 134V133H33ZM36 134H38V135H40L39 133H36ZM50 134V133H49ZM129 134V135H130ZM135 134V133H134ZM133 133H132V136L134 135ZM135 134V136L137 137V135ZM146 134V133H145ZM175 134V132L172 134L173 136H175L174 135ZM17 135V134H16ZM30 135H31V133H30ZM43 135H44V133H43ZM45 135V136H46ZM171 135V136H172ZM6 137V139L4 140L2 137ZM55 136V135H54ZM11 137L9 138V139H11ZM16 137V136H15ZM19 137V136H18ZM20 137H23V136H20ZM27 137V136H26ZM31 138H32V136H31ZM35 138V137H34ZM42 138V137H41ZM40 138V139H41ZM48 138V137H47ZM130 138V139H129ZM163 137H161V139H162ZM173 138V137H172ZM3 139V140H2ZM15 139V138H14ZM23 139H24V137H23ZM26 139V138H25ZM29 139V138H28ZM27 139V140H28ZM43 139V138H42ZM137 139V138H136ZM160 139V140H161ZM32 140V139H31ZM37 140V139H36ZM184 140V139H183ZM187 140V141H188ZM3 141H4V143H3ZM12 141V140H11ZM14 141V140H13ZM18 141V140H17ZM28 141H30V140H28ZM41 142H42V140H40ZM54 141V140H53ZM56 141V140H55ZM85 141H86V143H85ZM164 141H166L165 140V138H164ZM185 141V140H184ZM31 142V141H30ZM186 142V141H185ZM39 143V142H38ZM55 143V142H54ZM154 143V142H153ZM169 143V142H168ZM34 144V143H33ZM36 144V143H35ZM89 144V145H88ZM165 144H166V146H167V143L165 142ZM165 144H163V146H165ZM186 144H187V142H186ZM18 145V144H17ZM37 145V144H36ZM86 145V146H85ZM154 144H152L151 146H153ZM157 145V144H156ZM169 145H170V143H169ZM185 145V144H184ZM195 145V146H194ZM1 146V145H0ZM32 146V145H31ZM51 146H52V143H51ZM165 146V147H166ZM172 146V145H171ZM178 146H180V145H178ZM169 147V146H168ZM173 147V146H172ZM172 147H169L170 149L172 148ZM188 147V146H187ZM188 147V148H189ZM3 148V147H2ZM45 148V147H44ZM169 148H167V149H169ZM190 148V149H191ZM42 149V148H41ZM166 148H165V150H167ZM186 149V148H185ZM164 150V151H165ZM172 150V149H171ZM170 150V151H171ZM90 151V152H91ZM172 152V151H171ZM171 152H170V154H169V156L168 157H170V155H171ZM182 152V151H181ZM180 151L178 152V154L175 152V154H176V157L174 158V159H176V158H178L179 156H181V155H179V153H181ZM185 152V151H184ZM183 152V153H184ZM195 152V153H196ZM6 153V152H5ZM9 153V152H8ZM27 153V152H26ZM30 153V152H29ZM169 153V152H168ZM174 153V152H173ZM188 153V152H187ZM47 153H41V154H38V155H35V154H31V156H30V158H28V161H30V163L31 164H34L35 165V162L37 163V161L39 160V162H38V164L40 163V159L41 158H43V157H46L47 155H46ZM2 155V153L0 154V156ZM5 155V154H4ZM3 155V156H4ZM10 155V154H9ZM15 155V154H14ZM174 155V154H173ZM179 155V156H178ZM194 155V154H193ZM196 155H197V153H196ZM2 156V157H3ZM15 156H17V155H15ZM21 156V155H20ZM178 156V157H177ZM185 156V155H184ZM187 156V155H186ZM83 157H84V155H83ZM168 157H167V161H170V160H168ZM17 158V157H16ZM50 158V157H49ZM85 158H86V156H85ZM88 158H90V156L89 157H87V159ZM92 158V157H91ZM184 158V157H183ZM186 158V157H185ZM184 158V159H185ZM46 159V158H45ZM181 158L179 157V160H180ZM17 160H18V158H17ZM92 160V159H91ZM191 160V159H190ZM27 161V162H28ZM44 161V160H43ZM92 161V162H93ZM16 162V161H15ZM22 162V161H21ZM48 162V161H47ZM62 162V161H61ZM89 162H90V160H89ZM92 162H91V164H92ZM29 163V162H28ZM168 163V162H167ZM195 163V162H194ZM197 163V162H196ZM20 164V163H19ZM45 164V163H44ZM53 164V163H52ZM90 164V163H89ZM90 164V165H91ZM45 166V165H44ZM89 165H87V167H88ZM41 167V166H40ZM42 167H43V165H42ZM90 167V166H89ZM66 168V169H67ZM173 168V169H172ZM24 169V168H23ZM42 169V168H41ZM47 169V168H46ZM80 169V168H79ZM77 170V169H76ZM87 170V171H88ZM175 170H177V171H175ZM196 170V169H195ZM199 170V169H198ZM62 171H64V170H62ZM73 171V169L71 170V172ZM75 171V170H74ZM65 172V171H64ZM69 172H70V170H69ZM192 172V171H191ZM202 172V173H203ZM216 172V173H215ZM61 174H63V172H60ZM74 173V172H73ZM87 173V172H86ZM194 174H195V172H193ZM196 173H198V172H196ZM79 174V173H78ZM84 174V173H83ZM213 174V175H214ZM81 175V174H80ZM206 176H207V174H205ZM176 178H175V177ZM178 176V175H177ZM188 176V175H187ZM192 176V175H191ZM59 177H61V175L59 174ZM63 177V176H62ZM87 177V178H88ZM91 177V178H90ZM193 177V176H192ZM191 177V178H192ZM202 177V178H201ZM213 177H215V175L213 176ZM78 178V177H77ZM175 178V179H174ZM185 178V177H184ZM188 178V177H187ZM191 178H189V179H191ZM209 178V177H208ZM73 179V178H72ZM75 180H77L76 178H74ZM60 180V179H59ZM66 181L68 180V179H65ZM208 180V179H207ZM211 180V179H210ZM26 181V180H25ZM71 181V180H70ZM79 181V180H78ZM216 181V180H215ZM55 182V181H54ZM53 182V183H54ZM63 182V181H62ZM72 182V181H71ZM76 182V181H75ZM80 182V181H79ZM199 182V183H198ZM45 183V182H44ZM43 183V184H44ZM60 183V182H59ZM216 183V182H215ZM25 184V183H24ZM43 184H41V185H43ZM69 184V183H68ZM72 184V183H71ZM71 184L69 185V186H67V184H64V185H66L67 187H69V188H71ZM78 184V183H77ZM182 184H183V187H182ZM209 184V185H208ZM213 184V183H212ZM226 184V183H225ZM161 185H163V187H167L166 188V190H164V188H163V192H158V186L160 187V189H162L161 187ZM213 186V185H212ZM65 187V186H64ZM75 187V186H74ZM40 188H43V187H40ZM89 188V187H88ZM220 188V187H219ZM2 189V188H1ZM211 189V188H210ZM230 189V190H229ZM246 189H247V192H244V191H246ZM225 190V191H226ZM59 191V190H58ZM70 192V191H69ZM189 192H190V194H192V196L194 197H189L188 195H189ZM220 192H222L221 193V196L224 194L223 193V191H221L220 190ZM113 193V194H112ZM116 193V194H115ZM218 193V192H217ZM226 193V192H225ZM244 194L246 195V196H244ZM98 195V194H97ZM68 196V195H67ZM116 196V198H114ZM230 196V195H229ZM236 196V197H237ZM76 197V196H75ZM188 197V198H187ZM218 197V198H219ZM85 198V197H84ZM109 198V199H108ZM185 198H187L188 200V202H186V200H185ZM190 198H192V199H190ZM221 198V197H220ZM224 198V197H223ZM222 198V200H224V203H225V200H227V197H226V199L224 198L223 199ZM9 199V198H8ZM13 199H14V197H13ZM52 199V198H51ZM68 199V198H67ZM66 199V200H67ZM99 199V198H98ZM102 199V200H103ZM205 199V200H204ZM234 199H236L235 197H234ZM237 199H239V198H237ZM83 200V199H82ZM126 200V202L128 203V201ZM189 200H191L190 202H189ZM201 200V203L199 202ZM250 200H252V199H250ZM118 202V204L119 203H121V202ZM186 202V204L188 203L189 205H191L190 206V208H188V209H184V208H181V204H184L185 202ZM249 201V200H248ZM248 201H246L247 203H248ZM264 201V200H263ZM100 202V201H99ZM105 202V201H104ZM123 202V204L125 205L126 203H124ZM184 202V203H183ZM219 202V201H218ZM227 202V201H226ZM243 202H245V201H243ZM242 202V203H243ZM68 203V202H67ZM82 203V202H81ZM200 203V204H199ZM208 203H211L210 201H208ZM221 203V202H220ZM252 203H254L255 204V202L253 201ZM261 203H262V201H261ZM261 203H259L258 202V204L255 206V208L258 206V205H261ZM8 204V203H7ZM90 204V203H89ZM114 204H117V203H113L112 205H114ZM117 204V205H118ZM122 204V203H121ZM120 204V205H121ZM199 204V205H198ZM219 204V203H218ZM225 204H227L228 205V202L227 203H225ZM236 204V203H235ZM263 205H264V202L262 203ZM98 205V204H97ZM109 205H110V203H109ZM109 205H107V206H109ZM111 205V206H112ZM179 205H181V206H179ZM241 205V204H240ZM239 205V206H240ZM248 205H249V203H248ZM253 205V204H252ZM21 206V205H20ZM94 206V205H93ZM106 206V205H105ZM111 206H109V207H111ZM122 206V205H121ZM132 206H130V208L132 207ZM206 206V205H205ZM208 206V205H207ZM213 206V205H212ZM215 206V205H214ZM217 206V205H216ZM219 206H221V205H219ZM223 206V205H222ZM221 206V207H222ZM237 206V205H236ZM242 206V205H241ZM250 206V205H249ZM248 206V207H249ZM103 207V206H102ZM113 207V206H112ZM111 207V208H112ZM114 207H116V206H114ZM124 207V206H123ZM209 207H211V206H209ZM229 207V206H228ZM242 207H244V206H242ZM259 207H262V205L261 206H259ZM264 207V206H263ZM261 208V209H263L262 211H264V208ZM11 208V207H10ZM104 208V207H103ZM106 208V207H105ZM117 208H118V206H117ZM116 208V209H117ZM120 208V207H119ZM133 208V207H132ZM135 208V209H136ZM142 208V209H141ZM204 208V209H203ZM214 208V207H213ZM218 208H220V207H218ZM217 207H216V210L218 209ZM231 208H235V207H230V209ZM251 208H252V206H251ZM255 208L254 209H251V210H255ZM13 209H14V207H13ZM17 209V208H16ZM121 209H122V207H121ZM134 209V208H133ZM133 209H131V210H133ZM209 209V208H208ZM223 209V208H222ZM221 209V210H222ZM250 209V208H249ZM109 210V209H108ZM112 210V209H111ZM110 210V211H111ZM123 210V209H122ZM213 210V209H212ZM235 210V209H234ZM24 211V210H23ZM148 211V212H147ZM209 211V210H208ZM224 211H225V209H224ZM223 210H222V213L224 214L225 212H224ZM231 211H233V210H231ZM248 211V210H247ZM17 212V211H16ZM19 212V211H18ZM28 212V211H27ZM112 212V211H111ZM201 212V213H202ZM235 212V211H234ZM261 213V210L260 211H258V207H257V209H256V212L254 211V213ZM25 213V212H24ZM29 213V212H28ZM94 213H95V211H94ZM118 213V212H117ZM215 213H217V212H215ZM221 212H219V216H223V214H222ZM246 213V212H245ZM253 213V212H252ZM27 214V213H26ZM87 214V213H86ZM105 214V213H104ZM206 214V213H205ZM221 214V215H220ZM251 214V213H250ZM225 215V214H224ZM261 215V214H260ZM259 214H258V216H257V218H259V216H260ZM208 216V215H207ZM210 216V215H209ZM254 216V215H253ZM28 217H29V215H28ZM35 217V216H34ZM39 217V216H38ZM225 217V216H224ZM245 217V216H244ZM246 217H247V215H246ZM252 217V216H251ZM263 218V223H261L262 221H260V224H261V226H264L263 224H264V216H262ZM41 218V217H40ZM124 218V217H123ZM126 218V217H125ZM203 218V217H202ZM221 218V217H220ZM220 218L218 217V219H217V223L216 224H218V223H220V221L222 220H220ZM23 219H24V217H23ZM34 219V218H33ZM127 219V218H126ZM129 219V218H128ZM127 219V220H128ZM140 219V218H139ZM244 220H245V218H243ZM246 219H248V217L246 218ZM18 220H22L21 218L20 219H18ZM25 220V219H24ZM126 220V221H127ZM138 220V219H137ZM218 220H219V222H218ZM257 220V219H256ZM15 221H16V219H15ZM26 221H29V220H25V222ZM95 221H97V220H95ZM125 221V220H124ZM123 221V222H124ZM131 221V220H130ZM247 221H249V219L247 220ZM250 221H252V219H250ZM259 221V220H258ZM75 222V221H74ZM120 222H122V221H120ZM129 222V221H128ZM128 222L126 223L127 225H128ZM216 222V221H215ZM222 222H223V220H222ZM237 222H239L238 224H237ZM253 222V221H252ZM17 223V222H16ZM18 223H19V221H18ZM18 223H17V225H18ZM20 223H22V222H20ZM236 223V224H235ZM256 224H257V222H255ZM26 224H29V223H26ZM25 224V225H26ZM38 224V223H37ZM95 224V223H94ZM97 224V223H96ZM132 224V223H131ZM130 224V225H131ZM248 224H251V222L249 223L248 222ZM247 224V225H248ZM260 224H257V225H260ZM9 225V224H8ZM39 225V224H38ZM93 225V224H92ZM98 225V224H97ZM107 225V224H106ZM135 225V224H134ZM136 225V226H137ZM205 225V226H204ZM2 226V225H1ZM27 226V225H26ZM32 226V225H31ZM95 226V225H94ZM137 226V227H138ZM163 226V227H162ZM166 226H167V228H166ZM251 226V225H250ZM260 226V227H261ZM7 227V226H6ZM19 227V226H18ZM45 227V226H44ZM78 227V226H77ZM96 227V226H95ZM109 227V226H108ZM138 227V228H139ZM160 227V228H159ZM162 227V228H161ZM222 227V228H221ZM38 228V227H37ZM42 228V227H41ZM125 228V227H124ZM130 228V227H129ZM135 228V227H134ZM245 228H246V226H245ZM44 229V228H43ZM121 229H122V227H121ZM140 229H138V230H140ZM145 229L147 230V232L145 231ZM151 229V230H150ZM168 229H169V231H168ZM233 229V230H234ZM240 229V228H239ZM254 229V228H253ZM261 229H263L262 227H261ZM20 230V229H19ZM130 230V229H129ZM148 230H149V232H148ZM264 230V229H263ZM135 231H137V229H135L134 231H132V233L133 232H135ZM167 231V232H166ZM243 231V230H242ZM20 232V231H19ZM83 232V231H82ZM95 232V231H94ZM122 232V231H121ZM125 232V231H124ZM143 232H142V234H143ZM169 232H171V234L169 233ZM241 232V231H240ZM245 232V231H244ZM254 232L256 233V231H253V234H254ZM45 233H47V235H48V231L47 232H45ZM87 233V232H86ZM93 233V232H92ZM102 233V232H101ZM126 233V232H125ZM137 233L139 234L140 232L139 231H137ZM242 233V232H241ZM251 233V232H250ZM50 234H51V232H50ZM105 234V233H104ZM156 234V233H155ZM233 236H235L237 233H235L234 231H233ZM235 234V235H234ZM257 234V233H256ZM256 234H254V235H256ZM37 235V234H36ZM71 235H72V233H71ZM88 235H90V234H88ZM87 235V236H88ZM133 235V234H132ZM132 235H131V237H132ZM137 235V234H136ZM135 234H134V236H136ZM141 235V234H140ZM140 235H137L136 237H138V236H140ZM152 235H153V233H152ZM176 235V236H175ZM238 235V234H237ZM236 235V236H237ZM14 236H16V235H14ZM30 237L32 236V234L31 235H29ZM103 236V235H102ZM111 236H113V235H111ZM144 236H145V234H144ZM149 235H147V237H148ZM155 236V235H154ZM153 236V237H154ZM235 236V237H236ZM243 237H245L244 235H242ZM5 237V236H4ZM17 237V236H16ZM21 237V236H20ZM34 237V236H33ZM36 237H38V236H36ZM50 237V236H49ZM61 237V236H60ZM71 237V236H70ZM83 237H84V235H83ZM83 237H82V239H83ZM96 237H98V236H96ZM104 237V236H103ZM130 237V238H131ZM156 238L157 237H159L158 235L157 236H155ZM164 237V238H165ZM168 237H170L168 240H167V238ZM176 237V239H178ZM240 237V238H239ZM239 240H236L237 242H239L240 241V239H241V236H240V234H239ZM242 237V238H243ZM264 237V236H263ZM6 238V237H5ZM18 238V237H17ZM25 238V237H24ZM39 238V237H38ZM51 238V237H50ZM49 238V239H50ZM89 238H92V237H89ZM126 238H127V236H126ZM150 238H151V234H150ZM149 238V239H150ZM163 237H161L160 239L162 240V239H164ZM234 238V237H233ZM237 238V239H238ZM246 238V237H245ZM29 239V238H28ZM88 239V238H87ZM98 239V238H97ZM133 240H134V238H132ZM141 239H143V238H141ZM160 239L158 240V239H156V240H158V241H160ZM183 239V240H182ZM244 239V238H243ZM260 239V238H259ZM264 239V238H263ZM14 240V239H13ZM54 240V239H53ZM80 240V239H79ZM102 240H104V239H102ZM107 240V239H106ZM114 240V239H113ZM179 240V239H178ZM17 241H19V240H17ZM57 241V240H56ZM86 241V240H85ZM89 241H90V239H89ZM92 241V240H91ZM101 241V240H100ZM105 241V240H104ZM131 241V240H130ZM142 241H144V240H142ZM142 241H140V242H142ZM152 241H153V239H152ZM151 241V242H152ZM165 241V242H166ZM176 241V240H175ZM243 242H246L245 240H242ZM242 241H240V242H242ZM88 242V241H87ZM107 242V241H106ZM105 242V243H106ZM117 242V241H116ZM127 242V241H126ZM161 242L162 241H160V243L159 244H161ZM167 242H166V244H167ZM171 242V241H170ZM2 243V242H1ZM19 243H21V240H20V242ZM23 243V242H22ZM54 243V242H53ZM57 243V242H56ZM80 243H82V242H80ZM132 243V242H131ZM163 243L164 242H162V244L159 246V247H162L163 246ZM248 243L249 242H247L246 244L248 245ZM253 243H256L257 245H258V247H256V246H254V247H256V249H254V247H251V245L253 246ZM26 244V243H25ZM38 244V243H37ZM41 244V243H40ZM55 244V243H54ZM87 244V243H86ZM92 244V243H91ZM91 244H89L90 246H91ZM96 243L94 242V245H95ZM144 245H145V243H143ZM184 244V243H183ZM245 244V245H246ZM255 244V245H256ZM59 245V244H58ZM85 245V244H84ZM88 245V246H89ZM93 245V246H94ZM155 245V244H154ZM168 245H169V247H168ZM235 245V246H234ZM20 246V245H19ZM55 246H56V244H55ZM62 246V245H61ZM96 246H98V245H96ZM130 246V245H129ZM143 246V245H142ZM260 246V247H259ZM263 246V247H262ZM21 247V246H20ZM36 247V246H35ZM38 247H40L39 245H38ZM38 247H36L37 248V251L39 252V250H38ZM52 247H54V246H52ZM100 247V246H99ZM131 247H133V246H131ZM146 247V246H145ZM157 247H158V245H157ZM168 247V249L170 250V255L171 254H173V252H175L176 250L175 249H173L172 248V246H171V244L169 243V244H167L166 245V248ZM234 247H235V249H234ZM18 248V247H17ZM26 248V247H25ZM28 248V247H27ZM59 248V247H58ZM94 248V247H93ZM93 248H91V249H93ZM143 248V247H142ZM163 248H165V247H163ZM187 247H185V249H186ZM246 248H248V250L246 251H244V249H246ZM261 248V249H260ZM14 249V248H13ZM85 249V248H84ZM90 249V250H91ZM103 249V248H102ZM102 249H99V250H102ZM149 249V248H148ZM150 249H152V248H150ZM153 249H154V247H153ZM159 249V248H158ZM173 249V250H172ZM29 250V249H28ZM60 250V249H59ZM87 250V249H86ZM157 250V249H156ZM160 250V249H159ZM167 250V249H166ZM165 250V251H166ZM172 250V251H171ZM175 250V251H174ZM178 250V249H177ZM187 250V249H186ZM189 250H192V249H189ZM236 250V251H235ZM65 251V250H64ZM63 251V252H64ZM85 251V250H84ZM88 251V250H87ZM87 251H86V253H87ZM94 251V250H93ZM93 251H90L89 253H93ZM98 251V250H97ZM147 251V250H146ZM154 251V250H153ZM182 251H183V249L181 250V254H182ZM59 252V251H58ZM62 252V253H63ZM101 252V251H100ZM149 252V251H148ZM162 252V251H161ZM187 252H190V251H188L187 250ZM191 252H193V250L191 251ZM239 252H241L240 254H239ZM251 252V253H250ZM261 252H263V254L261 253ZM29 253V252H28ZM79 254V251L77 250V252L75 253H71L72 255H74V254H76V255H74L75 256V258H73V256H72V258H71V261H73V263L69 260L70 259V255L68 256V254H67V256L68 257H66L65 256V259H68V261H70L72 264H75L77 261H75V260H77V258H76V256ZM97 255H100V254H98L99 252H95L94 251V253L92 254L94 257H95V255L96 254ZM101 253H103V252H101ZM117 253V252H116ZM132 253V252H131ZM139 253V252H138ZM167 253V252H166ZM195 253V251L192 253V254H194ZM248 253H250V255L248 254ZM2 254V253H1ZM66 254V253H65ZM84 254H85V252H84ZM160 254V253H159ZM176 254V253H175ZM203 254V255H202ZM261 254V255H260ZM64 255V254H63ZM62 255V256H63ZM103 255V254H102ZM102 255H101V258H102ZM39 256H41V255H39ZM55 256V255H54ZM60 256V255H59ZM91 256V255H90ZM2 257H3V255H2ZM2 257H0V258H2ZM50 257H51V255H50ZM64 257V256H63ZM189 257V256H188ZM197 257V256H196ZM199 257V256H198ZM4 258V257H3ZM11 258V257H10ZM91 258H92V256H91ZM99 258H100V256H99ZM146 258V257H145ZM150 258V257H149ZM175 258V257H174ZM182 258V257H181ZM180 258V259H181ZM183 258H185V257H183ZM262 258V257H261ZM261 258H259L258 260H255V261H260V259ZM36 259V258H35ZM50 259V258H49ZM59 259V258H58ZM80 259V257H78V260ZM93 259V258H92ZM120 259V258H119ZM148 259V258H147ZM178 259V258H177ZM177 259H175L176 261H177ZM187 259V258H186ZM194 259V258H193ZM192 259V257H190V258H188V261L190 262V260H191V264H197V261H195V260H193ZM230 259V258H229ZM232 260V261H235V260ZM263 259H264V257H263ZM5 260V259H4ZM22 260V259H21ZM36 260H38V259H36ZM48 260V259H47ZM81 260H83L82 258L80 259V262H78L77 264H91V263H83ZM94 260V259H93ZM174 260V261H175ZM15 261V260H14ZM61 261V260H60ZM153 261V260H152ZM180 260L178 259V262H179ZM181 261H184V259L183 260H181ZM192 261H195L194 263H192ZM227 261V260H226ZM2 262V261H1ZM20 262V261H19ZM31 262V261H30ZM61 262H65V260L64 261H61ZM171 262V261H170ZM200 261H198V263H199ZM219 262L217 263V264H219ZM4 263V262H3ZM21 263H22V261H21ZM44 263V262H43ZM47 263V262H46ZM175 263H177V262H175ZM182 263H184V264H187V263H185V262H182ZM227 263H228V261H227ZM7 264V263H6ZM26 264V263H25ZM31 264V263H30ZM48 264V263H47ZM53 264H54V262H53ZM56 264V263H55ZM62 264V263H61ZM65 264H69V263H67V261H66V263ZM107 264H111L110 262H108ZM181 264V263H180ZM200 264V263H199ZM225 264V263H224ZM234 264V263H233Z\"/></svg>",
  "mask_w": 264,
  "mask_h": 264
},
{
  "label": "rangeland",
  "instance_id": "2",
  "mask_svg": "<svg viewBox=\"0 0 264 264\" xmlns=\"http://www.w3.org/2000/svg\"><path fill=\"white\" fill-rule=\"evenodd\" d=\"M45 1V2H44ZM47 1H49V0H43L42 1V5H44V4H46V2ZM52 2H57V0H55V1H53V0H51ZM59 2L58 3H61V7H62V5H63V3L62 2H64V4H67L66 6H69V3H70V8L72 9V10H74V9H76L75 7V5H77V11L80 13H82V14H84V16L86 17L85 18V20H84V22H81L80 20H78L79 22H81L82 23V25L84 24L85 25V21H87L86 19H87V16H88V18H91L94 14V17L96 16V20H95V24H94V28H90V29H95V27H98V29L100 28H103L104 29V31L106 30V31H108L107 32V34H106V36L108 35V37L110 38V40H111V38H115V37H118V41L119 42H123V43H125V41H128V42H131V44H132V42L134 43V46L136 47V45H135V43L137 44V47H136V49H138V48H140V49H138V50H135L134 48H131V52H132V50H133V52L131 53V54H133L134 53V51L136 52L137 51V53H138V51H139V53H138V55L136 54V55H132V57L133 58H139L140 56V58L139 59H137L138 60V62H140V60L142 61V62H144V64L146 63V61L148 60L149 61V59L151 58H154V61L153 60H151L150 59V62H147L145 65L147 66H143V64H142V69H140V67H136L137 69H136V71L137 70H139L140 72H136V73H134V71L133 70H131V68L132 67H135V64L131 67V65H129L128 63H127V61H125V59H124V57L122 56L123 55V52H121L120 50H118V52L120 51L121 53H122V55H121V53H120V55L122 56V60L120 59L119 61H118V59L119 58H121V57H119L118 59L117 58H115V56L117 57V55L115 54V53H118V52H115L114 53V55H113V57H112V55L111 56H109V57H112L115 61H117L116 62V65H115V62L112 60V58H110L112 61H113V63H110L111 62V60L109 59V62H108V58H107V60L105 61L104 59H103V57L102 56H100V58L101 59H103V62L105 61L106 62V64H108L109 65V68L112 70H114L115 72H117L118 73V71L117 70H119L120 71V73H122V75L125 73L126 75H128V76H124L123 75V78H125V79H127L128 77L131 79V80H135L136 78L135 77H130L131 76V74H133V76L135 75H141V77L140 78H142L143 79V74L145 75V73H148L147 75H145L144 77V79H147V82H149L150 84H152V85H154V83H158L159 82V84H161V86L162 87H167V85H166V83L168 84V83H170V82H175L176 80L178 81V83L177 82H175V83H177V85L179 84V80H178V78L177 77H181L182 75H184V72L186 73L188 70H190V71H188V74L190 75H193L194 77L195 76H200V75H203L204 73H205V71L204 70H208L209 71V73H210V68H212V67H214L215 66V64H216V62H218L217 64H216V66H217V68L219 67V63H220V60H219V56L217 57L218 58V60L216 61V59L217 58H215L214 59V62L215 63H213V55H212V62H210L211 64L213 63L214 65H211L210 64V66H209V64L208 65H206L205 66V64L203 63H201V60L199 61V58L201 57V55H202V53L201 52H199V45L200 44H203V43H200V42H198V45L196 46V42H195V40L198 38V37H196V39H195V34L196 35H198V34H200V32L199 33H195L194 31H195V29L193 30V28L191 27V25L190 24H188L187 26H190L191 27V30H193V32L195 33H193V32H191V33H188L189 31V28L187 27V28H185V23H183V25H184V28H183V26H182V28L184 29V30H186L185 31V33L187 32L189 35H190V37H188L189 38V41H191V36H194V41L192 42V44H189L188 43V40H187V36H183V33H184V30L182 31V30H180V31H178V33H179V35L181 34V31L183 32L182 33V36L184 37H182V36H179V38L180 37H182V39H185L186 41L184 42L183 40L181 41V43H179L178 41H180V40H178L177 42H176V38L177 39H179L178 38V36L176 37L175 36V42L176 43H179L178 45L180 46V44L183 46V42L185 43L184 44V47H182L181 46V48H183L184 50H185V45H187V43L189 44L188 46H187V48L188 47H190V45H194L195 47H197L196 49H198V50H194V48L193 47H191V48H193V50L196 52V51H198L201 55H200V57L199 56H197V54L194 52L193 54L191 53V51L193 52V50L191 49V48H189L190 49V53H191V57H192V59H194L195 58V56L196 57H198V61L202 64V65H204L205 67V69L204 70H202L203 69V67H202V69H201V71H202V73H200L199 72V67L201 68V66H200V63L199 62H197V63H199V64H197L198 66H196V64H195V66L196 67H198V68H196V67H194V68H192V66L194 65L193 63V65H191V68L192 69H194V70H191V68L189 69H184L183 68V66L184 67H187V66H185L186 65V63L191 59H188V58H186L188 61H186V59H185V64H183V66H182V63H184V61H181L178 57H180V51H177L178 53V57H176V58H174L175 60H177V62L178 61H180V62H182L181 63V66H182V68L184 69L183 70V74H182V71H180V73H178V75L179 76H177V74H176V78L177 79H173V78H175V75H172V76H174V77H172L171 76V72H172V70H173V66L172 67H168V68H166V65L164 66L165 67V70H163L162 69V67H163V63H165V62H163V61H165L166 60V62L168 61L167 59L168 58H170L169 56V54L167 55L168 57H163V59H165V60H162L161 59V56H162V54L163 53H165V51H166V49H165V47H163V45H164V43H162V45L161 44H149L150 45V47L148 46V44L146 43H143V41H142V43H143V45H142V43H140L141 42V40H143V39H145V37L147 36V35H151V31H152V27H151V31L149 32V34H147V32L149 31V27L151 26V22H154L153 20L155 19V21H157L156 22V24L157 23H159V24H161V25H167V22L168 21H165V23L163 24V21L166 19H171L174 15L173 14H177V15H175L174 17H180L182 20H183V15H184V12H187V13H189L190 12V10H189V7H187L188 9H186V7L185 8H183V5L185 4V0L183 1V0H169V2H176L175 4H172V3H170L171 5V8L172 7H174V9L172 8V10L170 9V11H168V7L169 6H167V5H169L168 3L167 4H165V0H154L155 2H154V8H156V9H158L159 8V11L158 10H153L152 9V7H153V5H152V3L148 0V2L151 4L150 6H147V8L145 9V7H144V9H142V7L145 5V3L147 2V0H142L143 1V3L144 4H142L141 5V7H139L138 6V0H135V2H133V3H135V4H133L132 3V0L130 1V3H129V0H127L128 1V3L129 4H127L126 2V0H62V2H61V0H58ZM122 2V4L120 5V2ZM134 1V0H133ZM168 1V0H167ZM180 1H183L182 3H183V5H182V3L180 2ZM193 1V0H192ZM195 1H197V0H195ZM56 2L55 3H53V4H56ZM74 2V3H73ZM81 2V3H80ZM100 2V3H99ZM125 2V3H124ZM200 2V1H199ZM198 2V3H199ZM56 4V6L55 7H58L57 5H59V4ZM84 3V4H83ZM188 3H190V0H187V6H188ZM197 3V4H198ZM201 3V2H200ZM118 4V6H116ZM124 4V5H123ZM130 4H133V5H135V6H131ZM141 4V2L139 3V5ZM148 4V3H147ZM146 4V5H147ZM120 5V6H119ZM123 5V9H124V6H125V9H127V10H121V6ZM166 5V6H165ZM176 5H178L179 6V8L176 6ZM186 5V4H185ZM65 6V5H64ZM65 6V7H66ZM128 6V7H127ZM201 6H202V4H201ZM65 7H63L64 8V10H67V11H65L66 13L68 12H72V10L70 9H68L67 7V9H65ZM166 7V8H165ZM177 7V8H176ZM193 6H191L190 7V9L192 8ZM129 8V9H128ZM151 8V9H150ZM170 8V7H169ZM194 8V7H193ZM56 9H58V8H56ZM81 9L83 10V11H81ZM178 9V10H177ZM121 10V11H120ZM131 10V11H130ZM135 10H136V15L134 14V12H135ZM143 10H145V11H143ZM150 10V11H149ZM35 11V9H33V12ZM59 11H61V9L59 10ZM84 11H85V13H84ZM127 11V12H126ZM133 11V12H132ZM148 11V13L147 14H144V13H146ZM156 12V14L154 13V12ZM31 12V11H30ZM40 12V10L37 12V11H35V13H39ZM58 12V11H57ZM122 12V13H121ZM130 12H132V14L130 13ZM150 12V13H149ZM32 13V12H31ZM34 13V14H35ZM68 13L66 14V15H68ZM90 14V15H88V14ZM128 13H130V15L128 14ZM171 13H172V15H171ZM179 13H181V14H179ZM34 14H31V19L33 20L36 16L34 15ZM36 14V15H37ZM40 14V16H42V17H45V16H43L44 14H42V13H39ZM38 14V15H39ZM82 14H81V16H82ZM114 14H116V15H114ZM128 14V15H127ZM30 15V14H29ZM32 15H34L33 17H32ZM55 15V14H54ZM87 15V16H86ZM111 18H109L108 16ZM139 15H140V17H139ZM179 15H181V16H179ZM48 16V15H47ZM84 16H83V18H84ZM90 16V17H89ZM102 16V17H101ZM126 16H128V17H126ZM132 16V17H131ZM30 17H28V18H26V19H30ZM131 17V18H130ZM142 17V18H141ZM145 17H147V19H145ZM169 17H171V18H169ZM191 17V16H190ZM37 18V17H36ZM35 18V19H36ZM41 18V17H40ZM46 18V17H45ZM82 18V19H83ZM91 18V19H92ZM144 18V19H143ZM176 18V19H177ZM53 18H51L50 19V22H51V25H50V22H49V20L47 19H45L46 21H48V23H49V26H48V24H46V26L47 27H51L52 25H54V21H53V24H52V20ZM90 19V20H91ZM99 19V20H98ZM112 21H110V20ZM121 19V20H120ZM137 22V24H136V22L134 21V20ZM161 19H164L163 21H161ZM37 20V19H36ZM36 20H35V26H37V24H40L41 25V23H42V25L40 26V27H42V26H44L43 24H44V22L43 21H41L40 19V21L39 20H37V24H36ZM44 20V19H43ZM89 20V19H88ZM89 20V24L92 22V20L90 21ZM102 20V21H101ZM134 22H133V21ZM145 20V21H144ZM187 21H188V23H189V19L187 18L186 19ZM27 21V20H26ZM31 21V20H30ZM29 21V22H30ZM34 21V20H33ZM126 21V22H125ZM142 21H144V22H146V23H144V22H142ZM160 21L162 22V23H160ZM185 20H183L182 22H184ZM29 22H28V24H29ZM38 22H40V23H38ZM75 24L73 25L74 27L76 26V23H77V21H73ZM73 22H72V24H73ZM110 22V23H109ZM186 22V21H185ZM31 23H33L32 21H31ZM29 24V25H31V26H33V24ZM102 25V26H100V24ZM108 23V24H107ZM178 23V22H177ZM27 24V25H28ZM87 24V23H86ZM105 24V25H104ZM146 24H147V26H146ZM148 24L150 25V26H148ZM152 24H154V23H152ZM169 24L170 23H168V25L167 26H169ZM172 24V23H171ZM170 24V27L171 28H173L174 26L175 27H177V28H181V26L180 25H171ZM176 24V23H175ZM180 24V23H179ZM193 24V23H192ZM58 25V24H57ZM57 25H55L54 26V29H55V27H57V29H55V30H57L56 32L57 33H61L63 36L62 37H60L61 35L59 34V37L60 38H65L64 37V35H67L68 36V34H69V32H70V30H71V32H73L74 30L73 29H71V27H69L70 28V30H68V31H66V33H65V31L64 32H58V29H60L59 28V26H57ZM92 25V24H91ZM108 25V26H107ZM111 25V26H110ZM119 25H121V26H119ZM141 25H143V27L141 26ZM161 25H152L153 27H155V26H161ZM165 25V26H166ZM182 25V24H181ZM31 26H28L29 28H28V30L29 29H31L30 27ZM35 26H33L34 28H36ZM72 26V25H71ZM80 25H79V23L77 24V26H76V29L79 27ZM87 26H88V24H87ZM86 25H85V32L83 33V34H85L86 33V31L88 30H90L89 29V27H87ZM90 26V25H89ZM124 26V27H123ZM165 26H161L159 29L157 28V27H155V29L157 30L158 29V31L160 30H162L163 32H164V35L165 34H167V30H164V29H166L165 28ZM32 27V28H33ZM38 27H39V25L37 26V30L35 29L34 31H33V29H31V31H33L32 33L34 34V36H35V33L34 32H36V33H41L42 35H37V39H38V41H39V39H40V42L39 43H42L41 45H43V46H46L45 45V43H47L48 44V42H49V40L51 41V40H53V41H55L54 43H52L51 42V45H53L54 46V49L55 48H57V50L59 51V53L61 52V54H62V52L63 53H65L66 55H65V58H66V56H67V59H65L66 61H71V60H73V62L72 63H75L76 62V60L77 59H79V58H77V56L78 55H76L75 53H77V51L76 50H74L73 48V50L75 51V53H71V51H70V49H69V47H72L73 46V44L75 45L76 44V40L74 41V35H76V34H78L77 32H78V29H77V32H75V34H74V32L73 33H71L70 32V34H72L70 37L71 38H73V40H71V38L69 39V37H67L66 39H67V41H66V43H69L68 44V46L69 47H67L66 46V44H65V47H64V40L63 41H61V40H58V41H61L62 43L60 44V42H58L57 40H55V39H60L59 37H57L58 36V34H57V36H55L54 35V33H52L54 36H55V38H53L52 39V37H54V36H50V34H51V31L52 30H54L53 28H51L50 30L48 29V28H46V27H43V28H45V29H43L44 31L45 30H48V31H46V32H44V31H39V29H38ZM39 27V28H40ZM62 27H64V26H61V28ZM74 27H72V28H74ZM80 27H82V26H80ZM204 27H205V30H203L204 29ZM208 29H213V27H211V26H209V25H206V24H203V33L201 32V35L202 34H204L207 30V28ZM88 28V29H87ZM121 28V29H120ZM128 28V29H127ZM132 28V29H131ZM148 28V29H147ZM169 28V27H168ZM167 28V29H168ZM40 29H42V28H40ZM63 29H65V28H63ZM75 29V28H74ZM81 28H79V31L82 33L83 31H81L80 30ZM98 29H95L96 30V32H95V30L93 31V34H94V32L95 33H97L99 30ZM103 29H101L102 31H103ZM125 29V31H123ZM170 29V28H169ZM168 29V35L169 34H172V33H170V32H175L176 30H179V29H176V30H172V31H170ZM174 29V28H173ZM60 30H62V29H60ZM84 30V29H83ZM100 30V31H101ZM133 30H134V32H133ZM190 30V31H191ZM214 30V29H213ZM213 30H211V31H213ZM38 31V32H37ZM99 31V32H100ZM143 31V33L146 35L145 37H143V39H142V36H144V35H142L141 34V32ZM157 31V32H158ZM159 31V32H160ZM161 31V32H162ZM210 31V32H211ZM43 32H44V34H43ZM67 32H68V34H67ZM79 32V33H80ZM112 32V33H111ZM133 32V33H132ZM135 32H137V33H135ZM154 32V31H153ZM152 32V33H153ZM157 32H155V34H157ZM158 32V33H159ZM173 32V33H174ZM177 32V31H176ZM210 32H209V34H210ZM218 32V31H217ZM217 32H213V34L217 37L218 36V34H219V32H218V34L216 35V33ZM32 33H30V34H32ZM49 33V34H48ZM89 33V32H88ZM88 33H86V34H88ZM90 33H91V31H90ZM125 33V34H124ZM135 33V34H134ZM178 33H176V35L178 34ZM186 33V34H187ZM193 33V34H192ZM206 33H208V32H206ZM205 33V35H206V38L208 39V41H209V43L211 42V44L213 43V44H216L215 42H212L211 40L212 39H215L216 40V37L214 38H208L209 36L207 35ZM29 34V32H28V35H30ZM45 34H47V35H45ZM51 34V35H52ZM69 34V35H70ZM92 34V33H91ZM91 34H89V35H91ZM103 32H101V34L99 35V37L100 38H102L103 37ZM140 34V35H139ZM154 34V35H155ZM175 34V33H174ZM212 34V33H211ZM210 34V35H211ZM221 34V33H220ZM45 37H44V36ZM88 35V36H89ZM105 35V34H104ZM122 35V36H121ZM136 35V36H135ZM139 35V36H138ZM142 35V36H141ZM153 35V34H152ZM158 35V37L156 38V37H152L154 40H157V41H159V37H160V40H162V42H165V38H163V37H165L163 34H157ZM167 35V36H168ZM173 35V34H172ZM185 35V34H184ZM223 35V34H222ZM222 35H220V37H224V35L222 36ZM42 36V37H41ZM49 38H51V39H49L48 40V37ZM94 36V35H93ZM149 36H147V38L149 37ZM156 36V35H155ZM163 36V37H162ZM167 36H166V38H167ZM170 36V35H169ZM168 36V37H169ZM174 36V35H173ZM208 36V37H207ZM43 37H44V39H43ZM89 37H91L92 39H94L92 36H89ZM107 37V38H108ZM151 37V36H150ZM200 37V36H199ZM211 37H212V35H211ZM42 38V39H41ZM96 38H97V36L95 37V42L94 43H96V42H99V41H101V39L99 38V39H97V41H96ZM107 38L105 37V38H102V40H104V39H106L107 40ZM108 38V39H109ZM119 38H120V40H119ZM123 38V40H125V41H121V39ZM141 40H140V39ZM162 38V39H161ZM174 38V37H173ZM172 37H171V39L170 38H168V39H170L169 40V42L170 41H172V39H173ZM219 38V37H218ZM222 38H220V39H222ZM112 39V40H113ZM132 39V40H131ZM136 39H137V41H136ZM139 39V40H138ZM181 39V38H180ZM203 39H204V35H203ZM219 39V40H220ZM45 42H44V41ZM46 40L48 41V42H46ZM109 40V41H110ZM115 40H116V38H115ZM114 40V41H115ZM116 40V41H117ZM133 40H135V41H133ZM146 40V39H145ZM148 40L149 39H147V42H148ZM153 40V41H154ZM167 40V39H166ZM199 40H200V38H199ZM198 39H197V41H199ZM206 39H204V40H201V42L202 41H205ZM219 40H216V41H219ZM37 41V40H36ZM37 41V42H38ZM70 41H74V43H72V42H70ZM108 40H107V42H108V44H112V42L110 41L109 42ZM115 41V42H116ZM117 41V42H118ZM151 41V40H150ZM168 41V40H167ZM166 41V42H167ZM207 41V40H206ZM205 41V42H206ZM102 42H104V41H102ZM152 42V41H151ZM150 42V43H151ZM160 42V41H159ZM169 42H167V43H165V44H169V45H167V46H170V43ZM172 42H174V41H172ZM171 42V43H172ZM190 42V43H191ZM204 42V43H205ZM39 43L37 44V48H38V45H39ZM71 43V44H70ZM127 43V42H126ZM138 43H139V45L141 44L142 46H143V48H142V46L141 47H138L139 45H138ZM161 43V42H160ZM195 43V44H194ZM35 44V45H36ZM50 44V43H49ZM49 44H48V46H49ZM96 44H98V43H96ZM106 44L107 43H103L102 44V46L103 45H105L106 46ZM107 44V45H108ZM110 44V45H111ZM116 43H114L113 45L115 46H112L113 47V49L112 50H115L114 48H116V45H115ZM128 45H130L129 43H127ZM175 44V43H174ZM211 44H205V46H215V45H211ZM41 45H39L40 47L39 48H41V49H39L38 51H40L39 53L41 54V50H43L42 49V47H41ZM50 45V46H51ZM71 45V46H70ZM99 45H100V48H103L102 46H101V42H99ZM109 45V46H110ZM126 45V44H125ZM133 45V44H132ZM162 46L161 48H162V50L164 51V52H161L162 50H160V46ZM172 46H173V43L171 44ZM177 45V46H178ZM216 45H219V47H221L220 46V44H219V42H218V44H216ZM47 46V47H48ZM49 46V47H50ZM58 46V47H57ZM109 46L107 47V48H109ZM110 46V47H111ZM145 46V47H144ZM147 46L149 47V49L147 48ZM159 47V49L155 52V50L154 49H152V47ZM166 46V45H165ZM166 46V47H167ZM171 46V47H172ZM178 46V47H179ZM47 47H45L46 48V52H48V48ZM155 47V48H156ZM174 47V46H173ZM209 47H207V49L209 48ZM211 47H210V49H211ZM212 47V48H213ZM216 47V49L215 50H218V47L217 46H215ZM53 47H51V49H52ZM59 48H60V50H59ZM66 48V49H65ZM68 48V49H67ZM141 48H142V51H141ZM147 48V49H146ZM164 48V49H163ZM177 48V47H176ZM180 48V47H179ZM179 48H177L176 50H180ZM186 48V49H187ZM203 52L205 53L206 51H210V53H213V52H215V51H212L211 52V50L210 49H208V50H204V44H203ZM201 48V49H202ZM50 49V48H49ZM52 50V51H55V50ZM62 49V50H61ZM97 49V48H96ZM109 49H111V48H109ZM143 49H145V50H143ZM170 49V48H169ZM172 49V48H171ZM189 49H187V55L189 56L190 54H188L189 52H188V50ZM205 49H206V47H205ZM213 49V50H214ZM224 49V48H223ZM222 49V50H223ZM55 51V52H58V51ZM66 50V51H65ZM98 50V49H97ZM100 50V53H101V49H99ZM103 50V49H102ZM112 50H110V51H112ZM117 50V49H116ZM150 50H151V52H150ZM159 50H160V52L162 53V54H159L160 52H159ZM168 50V49H167ZM174 51H175V48L173 49ZM173 50H171V52L170 51H167V52H170V54L173 52ZM222 50L220 51V49H219V51L221 52V53H223L222 52ZM37 51V52H38ZM65 51V52H64ZM154 51V52H153ZM201 51V50H200ZM208 51V52H209ZM44 52V50L42 51V54H47L46 52L45 53H43ZM69 52L71 53L70 54V57H69V55H67V54H69ZM114 52V51H113ZM113 52H111V53H113ZM141 52H144V54H147V55H144V54H141L140 55V53ZM186 52V51H185ZM219 52V53H220ZM49 53V52H48ZM99 53V54H100ZM110 53V54H111ZM174 54H176L175 52H173ZM172 53V54H173ZM182 53H184V52H182ZM204 53H203V55H204ZM207 53V52H206ZM205 53V55H207V56H209V55H211V54H209V53H207L206 54ZM218 53V55H220ZM39 54V55H40ZM77 54H81L82 55V57H83V55L84 54H82V52H80V53H77ZM150 54H152V56L149 55ZM165 54H167V53H165ZM194 54H196L195 56H194ZM45 55H43V56H45ZM63 55V54H62ZM73 55V57H71ZM103 55V54H102ZM140 55V56H139ZM160 55V61L162 62V64L161 63H159V59H158V61H157V59H156V56H159ZM183 54H181V56H182ZM184 55H185V53H184ZM187 55H185L186 57H187ZM193 55V56H192ZM203 55H202V57H203ZM14 57L16 56V55H13ZM41 56V55H40ZM39 56V57H40ZM64 56V55H63ZM85 56V55H84ZM135 56H137V57H135ZM139 56V57H138ZM144 56H146V61L143 59L142 60V58L144 57ZM149 58H148V57ZM154 56V57H153ZM163 56H164V54H163ZM172 56V55H171ZM174 56H176V55H173V57ZM184 56V57H185ZM216 56V55H215ZM221 56V55H220ZM68 57L70 58L69 60H68ZM79 57H80V55H79ZM81 57V59L83 60V62H85V61H88V59L86 60L85 59V61H84V58L85 57H88V56H85V57H83L82 58ZM173 57H172V60L173 61H175L174 59H173ZM194 57V58H193ZM201 57V58H202ZM211 57V56H210ZM209 57V58H210ZM75 60H74V59ZM77 58V59H76ZM105 58V59H106ZM145 58V57H144ZM181 58V57H180ZM204 59H207L208 60V57H206L205 58V56L203 57ZM81 59H79V60H81ZM135 59V60H136ZM179 59V60H178ZM181 59H183V56H182V58ZM196 59V58H195ZM195 59H194V61H195ZM211 59V58H210ZM37 60V59H36ZM78 60V63H80L81 62V66L83 67H81V66H79V64L78 63H75V66L77 65V67L78 68H82L83 70H86V73L88 74L89 72L88 71H90V73L89 74H92L91 72L93 71V73H94V75L95 76H92V75H90V78L91 77H94V82H97V83H95L96 84V86H95V84H94V87H96L97 88V90H96V92H99V93H96V94H94V96H95V98H98V99H95L94 98V96L93 95H90V96H93V97H91V98H94L96 101L98 100V101H101V102H103V99L102 98H104L105 100V102H108V103H105L106 104V106L109 104H111V106H116V105H118V106H120L121 104L123 105V107H124V110H125V115H126V117H128L129 119H134L135 118V116H136V118L138 117V116H140V117H144L145 118V120L143 119V121L142 122H140V124L137 122V124L136 123H134V122H132L133 123V125H130V126H128V127H126V131H125V133L124 132H122V136H126V134H130V131L132 130L133 132V134L135 133H137L136 135H137V137L135 136V134L132 136V133L129 135H127V136H131V139L133 140V141H141V139H142V141L144 142V141H146V140H148L149 139V134L150 133H152V131L153 130H155L156 132H160V133H158L157 134V136H154L153 137V139H152V141H150V147L152 148V150L153 151H155V149H156V147L158 148V143L160 142L161 144H159V145H162V148L163 149H160V147L158 148V149H160V151L158 150V149H156V151L158 150V152H161L162 154H163V152H164V156H165V154L167 153L168 155L167 156H165V158H164V160H166V164H167V166L168 167H170L171 166V164L173 163V164H176V161H177V164L179 163V165L181 164V163H184V161L186 162V163H184V165L182 164L180 167H179V169L181 168V170H175V171H177V172H175V176L177 177H175L177 180H174V181H181L182 182V179L180 178V177H182V176H184V170H188L186 173L187 174H185L186 176H184L183 177V181H184V179H186L185 181H184V185H185V182L187 181V180H189V181H192L193 183L191 184V182H189L190 183V186L192 187V186H194V185H196L197 184V181H195L196 182V184L194 183V180H195V178H197L198 176L200 177V170H201V168H203V166H201V161L203 160L201 157L198 159V157H199V155H198V152H196L194 149H192L191 147H189V146H192L193 147V143L191 142V144L190 145H188L189 144V140L187 141L186 140V136L184 135V134H181L182 136L180 137L179 135H180V131L179 132H176V131H168V130H170V129H168L167 130V124H166V122H164V121H162V118H160L159 116H157V114L156 113H152V110L154 109V107H156V105L157 104H155V103H153V105H150L151 107L149 108V107H146V106H148L147 104L149 103V102H151V101H153V99H152V97H151V100H149V98H150V95L148 96L149 98H148V100H147V96L146 95H144V96H142V97H144L145 98V100H143L142 98H141V96L139 95V98H141V99H138L137 101H134V100H136L138 97H136L137 95L135 94L136 93V91L135 90H132V89H136L135 87H139V83H142L143 84V82L142 81H145V80H142L141 82H137L138 80H135V85L136 86H134V84L131 82V81H129L130 79L128 78L127 80L129 81V82H131V86H133V87H131V86H129V82H127V83H125L126 85H128L127 87L125 86V85H123L124 84V81H123V79H122V75H121V77H118L116 74V76H115V78H113L112 77V75H114L112 72H114L113 70H112V72H110V69H109V71H108V69H107V71H108V74H106V76L104 75L106 72H101V70H106L105 69V67L104 66H101V67H103L100 71H96V69L98 68V64L96 65L94 62V60H93V63H82V61H79ZM91 60V59H90ZM136 60V61H137ZM169 60H171V59H169ZM184 60V59H183ZM8 60H5V63H9V62H11V61H9V62H7ZM17 61V60H16ZM15 61V63H14V60H13V63H9L8 65L9 66H13L14 65V67H10V69L8 68V66H7V64H5V63H3L4 65H5V67L3 68V64L0 66V90H2V91H0L1 93H0V97L1 98H3V99H6V98H11V97H9V96H7V94L9 95V92L10 91H13V89L12 88H10L11 90H9L8 91V89H6V88H8L9 86H8V84H9V82L10 83H12V85H14V83H17V81H18V74H20V76L22 75L23 77H20V78H25V79H27V80H21L20 78V82L18 81V84L19 85H17V87L19 86V88H18V92H17V90H14V93H12V95L11 96H13L12 97V99L14 100V101H16L17 99V101L16 102H18V101H21L22 103H24V102H26V103H24L26 106L27 105H33L34 104V106L36 105V104H38V106H35V108L36 109H38L41 113H39L38 115H37V120H39L40 122H41V116H43L44 117V115L46 114L48 117H49V119H48V117L46 116V117H42V119H44V120H46V122L48 121V124L47 123H45L44 122V124L42 123V124H40V122H38L39 124L38 125H40L39 126V128L37 127V124H36V126H34V124H31V126H29L30 124L26 121V118L25 119H19V121L17 122V123H24L25 121L28 123H24L22 126H23V128L20 126V124H17V126H19V128H20V130L18 129V127H16V121L14 120V125L15 126H13V128L14 127H16V129H18V131L14 128L13 130H16L15 132H16V134H15V132H14V134H13V136L11 137V139H9L8 138V140H10V141H5V143H4V141H3V143L4 144H1L2 142H0V154L2 153V155L0 156V257H2V255H3V257L2 258H0V264H53V262H54V264L56 263V264H65L66 263V261H67V263H69V264H72L73 263V261H71V258H72V256H73V258H75V256L74 255H76V254H74V255H72L71 253H76L77 252V250L79 251V254L76 256V258H77V260H75V261H77L75 264H77L78 262H80V259L82 258L83 260H81L83 263H91V264H107L108 262H110L111 264H184V263H182V262H185V263H187V264H191L190 262H191V260H190V262L188 261V258H190V257H192V259L193 260H195V261H197V264H201L202 262H203V260L201 259V254H199L198 255V253H197V246H196V241H191V242H186V241H181L180 242V239L181 238H178L176 235V237L179 239H176V237H175V240H174V242L172 243V240H170L169 238L170 237H168L167 238V240L169 239L170 241H166V237L165 236H163V235H166L167 233H165V231L163 232V230L165 229H163L161 232L160 231H156L155 232V230H151L152 231V233H153V235H152V233H150L151 234V238H150V234H147V233H145V232H143L144 230H141V229H143V228H141L140 229V227L137 225V224H139V223H141L139 220H141V221H145V217H147V215H149V214H145V210H140V209H137L135 206H132V204H134V202H132V201H130L129 199L127 200L128 201V203L126 202V200H125V202L124 203H126L125 205L123 204V202L122 201H120V199H119V201L122 203H119L118 204V202L119 201H117L116 199H114L115 201L113 202V203H117V204H114V205H112L113 203H112V201L111 200H113V195L111 196L112 198L109 200L110 202V205H109V203H107V204H105L106 202H107V197H104L105 198V200L103 199V197L102 196H100L99 195V193L98 192H100V190L98 189L99 188V186H101V184L102 183H104V181L105 180H103V179H101V178H99V179H97V181H95V180H92V179H90L89 180V175H90V172H91V169H93L94 168V166H92V165H94V161H93V154H92V151L91 150H89V148H88V146H86V149H88V150H83L82 151V153H81V158H83V160H82V162H81V166L80 165H78L77 167L75 166V168H74V166H72L73 168V171L71 172V168L70 167H66V165H67V163H64V159L62 160V159H58V157H55V154H53L51 151H49L48 149L50 148V150H51V148L54 146V145H57L56 144V142H58V140L56 139L57 138V135L59 134V133H57L58 132V130H59V125H57L58 123H59V121H61L60 123V126H62L63 125V122H64V124L66 123L67 124V121H69L70 123H72V133H71V135L75 132H77L78 131V129H76L77 127H76V125L78 124L79 126H78V128L80 127V125L82 124V122L84 121L85 122V120H86V124L85 125H88V126H90L89 124L90 123H92V122H96V121H98V119L96 120L93 116L92 117H86V115H81V117L79 118V120L74 116L73 118H72V120L71 119H69V120H67L69 117H70V113L72 112L71 111V109L72 108H74V109H76L75 107H77V105H79L78 107H79V109L81 108V114H84L83 113V110L85 109H87L88 110V108H90V106H92L91 108H95V106L97 107L99 104L98 103H100V102H98L97 101V103L95 104V106H94V104L92 103L93 102V99H91V101H90V103H89V101H88V104H87V100H90L89 98L88 99H83V96H84V98H85V94L87 93V92H89V91H87V90H89L90 89V92L94 89L93 87H91V83H89V84H91L90 85V87L91 88H93V89H91L90 87L89 88H86V89H84L86 86L85 85H83V84H81L80 85V87H82V86H85L84 88L82 87V92H81V88L80 87H76L75 85H77V84H75V82L73 83V80H74V78H73V80H71V81H69V79H67V84L68 85H70V86H68V85H66V86H63V84H65L64 82H66V81H64L63 82V77L61 76V82H63V84L61 85V84H59V79H60V77L58 76H56V79H55V77L54 78H51V77H45L46 75H44V72H43V74H42V72H40V68H38V67H40L39 65H36V63H33L31 66H32V69L31 68H29L30 70H28L27 68L25 69L24 68V66H22V65H25L26 63H22L21 64V66L23 67V71H22V68H21V70L18 68V67H20V66H18V65H20V62H19V60L16 62ZM75 61V62H74ZM121 61H123V62H121ZM157 61V63L158 64H161L160 66H162V67H158V65H157V72H155V68L156 67H154L156 64L155 63H153V62H156ZM210 61V60H209ZM209 61H206L205 63H208ZM3 62H4V60H3ZM104 62V63H105ZM108 62V63H107ZM170 63L168 64V63H166L167 65H170L171 63H173L172 61H169ZM180 62L179 63H177V66L178 65H180ZM190 62V61H189ZM16 63L18 64V65H16ZM118 63V64H117ZM120 63H122V66H121V68H120V66L119 65H121ZM125 63H127V65H125ZM134 63H135V61H134ZM141 63V62H140ZM140 63H137L136 62V65L138 66ZM150 63V64H149ZM85 66H83V65ZM88 64V65H87ZM90 64H95V65H93V66H90ZM110 64H111V66H110ZM155 64V65H154ZM174 64V63H173ZM190 64H191V62L190 63H188L187 65H189L190 66ZM36 65V66H35ZM99 65H101V64H99ZM115 65V66H114ZM141 65V64H140ZM149 65V66H148ZM17 66V67H16ZM27 65H25V67H26ZM75 66H72L73 67V69L75 68V70H76V68L77 67H75ZM86 66H88V68L90 69V67H93L92 68V70L90 69H88ZM129 67V69L130 70H128L127 69V71L124 69V67ZM212 66V67H211ZM37 67V68H36ZM97 67V68H96ZM100 67V68H101ZM116 67V68H115ZM146 67V68H145ZM163 67V68H164ZM175 67H176V63H175ZM208 67H210L209 69H208ZM2 68V69H1ZM8 70H11V72L13 71V72H15V71H17V75L16 74H14V73H10V71H7V69ZM14 70H13V69ZM77 68V71H79L80 69H78ZM88 69V71H87V69ZM143 68H145V71L143 70ZM148 68H149V70L150 71H148ZM153 68V69H152ZM169 68H171L172 70H170ZM178 68V70H179V68H180V66L179 67H176V68H174V72L173 73H175V70ZM215 68V67H214ZM225 68V71L223 70ZM227 66H225V67H222V68H220L221 70H222V74H220L221 73V70L220 69H216V74H215V76L213 75V74H209V76H211V77H215L216 78V75H217V73L218 74H220V75H223L224 74V72H225V74H226V72H227ZM6 69V70H5ZM17 69H19L20 71H22V72H18V70ZM35 69H37L36 70V72H35ZM133 69V68H132ZM146 69H147V71L148 72H146ZM181 69V68H180ZM197 69H199L198 70V72L200 73V75H197V74H199L197 71L196 72H194L195 70H197ZM75 70H73V71H75ZM97 70H99V68L97 69ZM135 70V69H134ZM143 70V72H141ZM154 70V71H153ZM161 70H163L164 72H161ZM170 70V76H171V78L173 79L172 81H170V82H166V81H169V76H167L166 74L168 73V71ZM182 70V69H181ZM185 70H187V71H185ZM212 70V69H211ZM214 70V69H213ZM217 70H220V73H219V71L217 72ZM63 71V70H62ZM133 71V72H132ZM151 71L153 72L152 73V75H151V77L153 76V75H156V74H158V76H153L154 78H156L155 79V81H153V83H152V81L150 82V81H148V80H150L149 78H151L150 77V74H151ZM167 73H166V72ZM177 71V70H176ZM194 72L193 74L191 73V72ZM32 72V74H35L36 73V76L34 75H32V74H30V73ZM60 72V71H59ZM64 72V71H63ZM76 72V71H75ZM83 73V71L81 70L80 71V73ZM85 72V71H84ZM96 72V73H95ZM97 72H98V74H97ZM114 72V73H115ZM132 72V73H131ZM145 72V73H144ZM155 72V73H154ZM190 72V73H189ZM1 73H3V74H1ZM5 73V74H4ZM79 73V72H78ZM79 73V74H80ZM85 73V75H87ZM101 73H103V76L101 75ZM109 73H111L110 74V78H108L107 79V81L109 80L111 83L113 82V84H111L110 82H106V78H107V75H109ZM131 73V74H130ZM139 73V74H138ZM141 73V74H140ZM143 73V74H142ZM161 73H162V76H165L164 78L161 76ZM164 73H166V74H164ZM195 73H196V75H195ZM206 73H207V71H206ZM212 73V72H211ZM213 73H215V72H213ZM8 74H9V76H8ZM27 74H29L28 76H27ZM84 74V73H83ZM130 74V75H129ZM164 74V75H163ZM231 75H232V73H230ZM229 74V75H230ZM13 75V76H12ZM15 75H16V77H15ZM31 75V76H30ZM148 75H149V78H146V76L148 77ZM169 75V74H168ZM25 76V77H24ZM43 76V77H42ZM64 76V75H63ZM88 77H89V75H87ZM101 76V77H100ZM120 76V75H119ZM139 76H136L137 78L139 77ZM185 76H187L186 74L184 75V77ZM204 76V78L203 79H205V77L207 76V74L206 75H203ZM218 76V75H217ZM4 77V78H3ZM15 79H14V78ZM27 77V78H26ZM37 78V79H34V78ZM39 77V78H38ZM86 77V76H85ZM99 77H100V80H103L101 83H99L98 81H100L99 80ZM105 77V78H104ZM211 77H208V79H209V86L210 87H213V89L215 88L214 86H215V84H216V87H217V84L219 83L220 84V81L221 80H219V79H217L216 78V80H215V78H213V80H212V78ZM13 78V79H12ZM29 78V79H28ZM32 78V79H31ZM43 78V79H42ZM46 78V79H45ZM51 78V79H50ZM58 78V79H57ZM72 78V77H71ZM83 78V77H82ZM89 78V79H90ZM121 78V79H120ZM163 78V79H162ZM166 78V80H164ZM188 78H190V77H188ZM192 79H193V77H191ZM200 78H201V76H200ZM200 78H194L193 80H199ZM231 78V76H229V79ZM5 79H8V81L7 80H5ZM30 79L32 80V82H31V84H30ZM53 79V80H52ZM86 79H87V77H86ZM113 79V80H112ZM116 79V80H115ZM118 79V80H117ZM139 79V78H138ZM162 79V80H161ZM207 79V78H206ZM207 79V80H208ZM223 79H226V78H224L223 77ZM11 80H12V82H11ZM35 80H37V81H34ZM49 80V81H48ZM58 80V81H57ZM91 80H92V78H91ZM151 80H152V78H151ZM163 82V80H164V82L162 83L161 81ZM171 80V79H170ZM175 80V81H174ZM193 80H191V82L190 83H193L192 81ZM201 80H202V78H201ZM215 80V81H214ZM219 80V81H218ZM227 80V79H226ZM226 80H222V81H224V82H226ZM4 81H7L6 82V84H5V82ZM24 81V83H22ZM42 81V82H41ZM45 81V82H44ZM83 81H87V80H83ZM88 81H90V80H88ZM117 83H116V82ZM216 81H218L217 83H216ZM221 81V84H223V82ZM229 82H230V80H228ZM4 82V83H3ZM28 82V83H27ZM34 82V83H33ZM72 82V84H74V85H72V84H70V83ZM92 82V81H91ZM115 82V83H114ZM146 81H145V83H147ZM229 82H226V85L225 84H223V85H221L222 87L224 86H227L228 84H229ZM8 83V84H7ZM47 83V84H46ZM87 83V82H86ZM86 83H84V84H86ZM110 85H109V84ZM118 83H120V85L118 84ZM121 83H123L122 85H121ZM149 83H147L148 85H149ZM165 83V84H164ZM207 84H208V82H206ZM212 83V84H211ZM215 83V84H214ZM32 84H35V85H32ZM59 84V85H58ZM118 84V85H117ZM133 84V85H132ZM138 84V85H137ZM164 84V85H163ZM181 84H183L182 82H181ZM180 84V87L182 86ZM10 85V84H9ZM24 85H26V86H24ZM30 85H32V86H30ZM50 85V86H49ZM60 85H61V87H60ZM72 85V86H71ZM98 85V86H97ZM100 85H101V87H100ZM110 86V89L108 88V86ZM112 85H113V87H112ZM176 85V84H175ZM174 85V86H175ZM185 85H187V86H190L191 84H184V86ZM214 85V86H213ZM230 85V84H229ZM227 86L226 88H224L226 91H227V89L229 88H231L232 86ZM2 86V87H1ZM8 86V87H7ZM39 86H40V88H39ZM43 86V87H42ZM48 86V87H47ZM78 86V85H77ZM93 86V85H92ZM116 86H118V87H116ZM173 86V85H172ZM10 87H13V86H11L10 85ZM14 87H15V85H14ZM13 87V88H14ZM17 87H15V89L17 88ZM31 88V89H29V88ZM33 87H36V88H33ZM56 87H58V88H55ZM62 87H65V88H63L62 89ZM88 87V86H87ZM106 89H108V90H105V88ZM112 87V88H111ZM130 87V89H128ZM175 87H177V86H175ZM20 88H22V90L20 89ZM27 88V89H26ZM118 88V89H117ZM124 88H127L128 90H126V91H122V89H124ZM233 88V87H232ZM36 89V90H35ZM52 89V90H51ZM65 89H66V91H65ZM99 89V90H98ZM137 89H140V88H137ZM143 89V88H142ZM142 89H140V90H142ZM144 89H146V88H144ZM215 89H218V91H220L222 88L220 87V86H218V88H215ZM228 89V90H229ZM234 90H235V87L233 88ZM20 90H21V93H20ZM24 90H26V91H24ZM34 90H35V93H34ZM61 90L63 91L62 93H63V95L65 96H63L62 97V95H61ZM72 92H71V91ZM86 90V91H85ZM95 90V89H94ZM132 90V91H131ZM232 90V89H231ZM230 90V91H231ZM32 91H33V93H34V95L32 94L31 95V93H32ZM57 91H59L58 93H57ZM75 93H74V92ZM83 91H85L84 92V95H83ZM102 91V92H101ZM142 91H144V90H142ZM142 91H140V93L142 92ZM146 91L147 90H145L144 91V93H146ZM230 91H227V92H229L227 95H232L231 93H233V92H230ZM236 91V90H235ZM4 92V93H3ZM17 92V93H16ZM69 92H71V93H69ZM93 92L94 91H92V94H93ZM108 92V93H107ZM123 92H126V93H123ZM133 92H135V93H133ZM15 93H16V96H15ZM24 93V94H23ZM74 93V94H73ZM78 93V94H77ZM122 93H123V95H122ZM139 93V92H138ZM143 93V92H142ZM2 94V95H1ZM45 94H48L47 96L45 95ZM58 94H60V96L58 95ZM89 93H87V95H88ZM101 94V96H99ZM107 94H109V95H107ZM121 94V95H120ZM132 94V95H131ZM133 94L135 95V96H133ZM151 94V93H150ZM3 95H6L5 97H3ZM53 95H54V97H53ZM97 95V96H96ZM126 95V96H125ZM19 96V97H18ZM30 96H32V97H30ZM40 96V97H39ZM70 96V98L68 99V97ZM75 96V97H74ZM105 96V97H104ZM107 96V97H106ZM109 96H110V99H109ZM123 96V97H122ZM131 96H133V97H131ZM18 97V98H17ZM44 97V98H43ZM57 97H59V98H57ZM67 97V98H66ZM100 97V98H99ZM131 97V98H130ZM0 98V99H1ZM114 98V99H113ZM122 98H123V100H122ZM127 98V99H126ZM136 98V99H135ZM3 99H1L0 100V108H2V107H4L5 106V104L3 103L4 101H2ZM32 99H34V100H32ZM68 99V100H67ZM75 99V100H74ZM80 99V100H79ZM99 99H102V100H99ZM112 99V100H111ZM125 99H126V101H125ZM29 100V101H28ZM44 100H46V101H44ZM65 100V101H64ZM71 100H73V101H71ZM84 100H86L85 102H84ZM94 100V101H95ZM109 100V101H108ZM129 100H131V101H129ZM146 101L145 103H146V105H143L144 103H143V101ZM34 101V102H33ZM78 101V103H76ZM80 101H82V103L80 102ZM112 101V102H111ZM120 101V102H119ZM125 102V104H124V102ZM141 101V102H140ZM56 102V103H55ZM60 102V103H59ZM80 102V103H79ZM110 102V103H109ZM115 102V103H114ZM116 102L117 103H119V104H116ZM123 102V103H122ZM134 102V103H133ZM142 103V105L140 104V103ZM54 103V104H53ZM85 103V104H84ZM112 103L114 104V105H112ZM213 102H209V104H212ZM72 106H71V105ZM76 105V106H74V105ZM91 104H93V105H91ZM98 104V105H97ZM128 104V105H127ZM140 104V105H139ZM151 104V103H150ZM51 105H53V106H51ZM121 105V106H122ZM125 105V106H124ZM2 106V107H1ZM58 106V107H57ZM119 107V108H121V113L122 112H124L123 111V107ZM132 106V107H131ZM153 106V107H152ZM6 107V106H5ZM77 107V108H78ZM85 107V108H84ZM88 107V108H87ZM117 107V106H116ZM142 107V108H141ZM40 108V109H39ZM45 108V109H44ZM49 108H51L50 110H48ZM58 110H57V109ZM61 108V109H60ZM68 108H69V112H67L68 111ZM71 108V109H70ZM127 109V113H126V109ZM153 108V109H152ZM63 109V110H62ZM67 109V110H66ZM31 110V109H30ZM73 110V109H72ZM90 111L92 110V109H89ZM89 110H88V112L87 111H84L85 112V114H86V112L87 113H89ZM39 112V111H37V110H35V109H33V112ZM49 111V112H48ZM60 111V112H59ZM94 111V110H93ZM154 111V110H153ZM56 112V113H55ZM92 112V111H91ZM65 113V114H64ZM147 113V114H146ZM151 113V114H150ZM55 114H58V115H55ZM62 114V115H61ZM71 114H73V113H71ZM90 114V113H89ZM123 114V113H122ZM243 114H245V113H243ZM41 115V116H40ZM53 115V116H52ZM67 115H69V117L67 116ZM40 116V117H39ZM51 116V117H50ZM67 116V117H66ZM83 116H85V118H83ZM88 116V115H87ZM131 116H133V117H131ZM243 116H246V114L245 115H243ZM55 117V118H54ZM157 119H156V118ZM159 117V118H158ZM91 118V119H90ZM94 118V119H93ZM82 119V120H81ZM25 120V121H24ZM94 120V121H93ZM96 120V121H95ZM137 120V119H136ZM147 120V121H146ZM158 120H159V122H158ZM24 121V122H23ZM49 121L51 122V124L49 123ZM92 121V122H91ZM133 121V120H132ZM139 121V120H138ZM83 122V123H84ZM147 122V123H146ZM76 124V125H73V124ZM89 123V124H88ZM141 123H144L143 125L145 126V127H141ZM158 123V124H157ZM48 126H47V125ZM97 123H94V125H96ZM128 124V123H127ZM83 125V127H81L82 129H84V127H85V130L86 131H88V129H92V126H93V124H91L92 126L89 128L88 126V129H86L87 127L86 126H84V124H82ZM158 125V126H157ZM28 126V127H27ZM127 126V125H126ZM28 128V129H26L25 130V128ZM37 127V128H36ZM43 127V128H42ZM44 127H47V128H45V130H44ZM130 127H131V130H130ZM81 128H79V129H81ZM140 128H142L141 130H139ZM146 129L147 131L145 132V131H142L143 129ZM148 128H149V130H148ZM152 130H151V129ZM37 129H39V130H37ZM76 129V130H75ZM144 129V130H145ZM157 129V130H156ZM85 130H84V132H82V130L80 131H78L77 132V134H75L74 133V135H81V134H83V136H84V133L86 134V132H85ZM137 130H139V131H137ZM24 131V133H22ZM33 131V132H32ZM44 131H47V133H48V135H46V133L44 132ZM142 131V132H141ZM149 131V133H147ZM21 133V135H19L18 133ZM82 132V133H81ZM175 132V136H173L172 134ZM30 133H31V135H30ZM34 133V134H33ZM36 133H39L40 135H38V134H36ZM43 133H44V135H43ZM57 133V134H56ZM81 133V134H80ZM146 133V134H145ZM46 135V136H45ZM55 135V136H54ZM172 135V136H171ZM2 136V135H1ZM0 136V137H1ZM16 136V137H15ZM19 136V137H18ZM20 136H23L24 137V139H23V137H20ZM27 136V137H26ZM31 136H32V138H31ZM35 137V138H34ZM43 139H42V138ZM48 137V138H47ZM161 137H163L162 139H161ZM173 137V138H172ZM3 139L5 138L6 139V137L4 136V137H2ZM15 138V139H14ZM26 138V139H25ZM29 138V139H28ZM41 138V139H40ZM137 138V139H136ZM164 138H165V140L166 141H164ZM2 139V140H3ZM4 139V140H5ZM30 140V141H28V140ZM32 139V140H31ZM37 139V140H36ZM130 139V138H129ZM157 139H158V141H157ZM161 139V140H160ZM187 142V144H186V142L184 141V140ZM7 140V139H6ZM12 140V141H11ZM14 140V141H13ZM18 140V141H17ZM40 140H42V142L40 141ZM44 140H49V141H52V142H49L50 144L49 145H47L49 148L47 149L46 147L47 146H45L46 144H44L43 145V142L45 143V141ZM54 140V141H53ZM56 140V141H55ZM141 141V142H142ZM39 142V143H38ZM55 142V143H54ZM147 142V141H146ZM154 142V143H153ZM156 142H158V143H156ZM165 142L167 143V146H166V144H165ZM170 143V145H169V143ZM34 143V144H33ZM37 145H36V144ZM51 143H52V146H51ZM85 143H86V141H85ZM18 144V145H17ZM54 144V145H53ZM152 144H154L153 146H151ZM157 144V145H156ZM163 144H165V146H163ZM185 144V145H184ZM32 145V146H31ZM89 145V144H88ZM173 147H172V146ZM178 145H180V146H178ZM172 147L171 149L169 148V147ZM189 148H188V147ZM195 146V145H194ZM3 147V148H2ZM45 147V148H44ZM155 149H154V148ZM42 148V149H41ZM165 148L167 149V148H169V149H167V150H165ZM186 148V149H185ZM191 148V149H190ZM165 150V151H164ZM172 152H171V151ZM91 151V152H90ZM181 152V153H179V155H181V156H179L181 159L179 160V157L178 158H176V159H174L175 157H176V154H175V152L178 154V152ZM185 151V152H184ZM6 152V153H5ZM9 152V153H8ZM27 152V153H26ZM30 152V153H29ZM166 152V153H165ZM169 152V153H168ZM170 152H171V155H170V157H168L169 156V154H170ZM174 152V153H173ZM184 152V153H183ZM188 152V153H187ZM197 153V155H196V153ZM45 154V153H47L46 155V157H43V158H41L40 159V163L38 164V162H39V160L37 161V163L35 162V165L34 164H31L30 163V161H28V158H30V156H31V154L33 155V154H35V155H38V154ZM5 154V155H4ZM10 154V155H9ZM17 155V156H15V155ZM174 154V155H173ZM194 154V155H193ZM4 155V156H3ZM21 155V156H20ZM83 155H84V157H83ZM185 155V156H184ZM187 155V156H186ZM3 156V157H2ZM85 156H86V158H85ZM90 156V158H88L87 159V157H89ZM18 158V160H17V158ZM50 157V158H49ZM92 157V158H91ZM167 157H168V160H170V161H167ZM173 157V158H172ZM185 159H184V158ZM46 158V159H45ZM169 158H172V160L174 161V160H176L175 161V163L174 162H172L171 161V159H169ZM92 159V160H91ZM191 159V160H190ZM44 160V161H43ZM89 160H90V162H89ZM193 160V161H192ZM16 161V162H15ZM22 161V162H21ZM29 163H28V162ZM48 161V162H47ZM62 161V162H61ZM93 161V162H92ZM191 162V166L189 165L190 164V162ZM91 162H92V164H91ZM168 162V163H167ZM171 162V164L169 165V163ZM187 162H189V164L187 163ZM195 162V163H194ZM197 162V163H196ZM20 163V164H19ZM45 163V164H44ZM53 163V164H52ZM91 165H90V164ZM185 164H188L189 166L188 167H186V168H184L185 166H187V165H185ZM42 165H43V167H42ZM45 165V166H44ZM87 165H89L88 167H87ZM41 166V167H40ZM184 168V170L182 171V169ZM24 168V169H23ZM42 168V169H41ZM47 168V169H46ZM67 168V169H66ZM80 168V169H79ZM90 168V172H89V170L88 169ZM77 169V170H76ZM173 169V168H172ZM196 169V170H195ZM199 169V170H198ZM212 168H210L209 169V173L211 172V174L212 175H209L208 173H205V172H201V176L203 177H201L203 180L202 181H208L207 183H209V184H211V185H209L210 187H209V190H210V192H214V193H216V195H218L219 193H220V197H219V195H218V197H213L212 199L210 198V200H205V201H203L202 203H201V200L199 201L200 203H201V205H200V207H204L205 208V210H204V212H199L198 213V215H199V219H200V221L202 220V221H204L208 226H205V227H209V226H218V225H220V226H222L223 227V225H221V224H225V223H228V224H226V225H229V224H232V221H233V224H234V222H236L235 221V217L237 216V215H239V217L237 216L236 217V220H238L237 218H245V220L242 218L240 221V229L238 228V230H240V231H238V232H236L235 231V229L234 228H236V226H234L233 224V226H232V228L234 229H232V231H230V233L228 232V231H225L224 230V232L223 231H221V234H222V237L224 236V237H227L228 238V236L229 237H232L231 238V240H230V238H228L229 239V241H232L233 243L232 244H235L236 245V248H237V251L239 250V248L241 247V246H243V248L245 247V246H250V242L252 241V242H254V240L255 239H257V241L258 242H260L261 240L263 241L264 239V226H261V224H260V221H262L263 219V217L262 216H264V211H262L263 209H261L264 205L262 204L264 201V199L263 200H259V199H253V198H250V199H252V200H250L249 199V197L248 198H246L245 197V199H244V197H243V199H241L240 200V198H242V197H238L237 195V197L235 196V194L234 195H232L233 193H227V190H226V188L227 187H229V185H228V183L227 182H225V181H222V180H219L218 179V177H216V175H218V174H214V173H212V171L213 170H211ZM62 170H64V171H62ZM69 170H70V172H69ZM75 170V171H74ZM88 170V171H87ZM192 171V172H191ZM60 172H63V174H61ZM74 172V173H73ZM87 172V173H86ZM193 172H195V174L193 173ZM196 172H198V173H196ZM79 173V174H78ZM84 173V174H83ZM216 173V172H215ZM59 174L61 175V177H59ZM81 174V175H80ZM205 174H207V176L205 175ZM215 175V177H213L214 175ZM178 175V176H177ZM188 175V176H187ZM193 177H192V176ZM63 176V177H62ZM180 176V177H179ZM78 177V178H77ZM88 177V178H87ZM188 177V178H187ZM192 177V178H191ZM209 177V178H208ZM73 178V179H72ZM74 178H76L77 180H75ZM91 178V177H90ZM174 178V179H175ZM189 178H191V179H189ZM60 179V180H59ZM65 179H68L67 181L65 180ZM208 179V180H207ZM211 179V180H210ZM26 180V181H25ZM72 182H71V181ZM80 182H79V181ZM216 180V181H215ZM55 181V182H54ZM63 181V182H62ZM76 181V182H75ZM45 182V183H44ZM54 182V183H53ZM60 182V183H59ZM216 182V183H215ZM25 183V184H24ZM44 183V184H43ZM69 183V184H68ZM72 183V184H71ZM78 183V184H77ZM187 183V182H186ZM199 183V182H198ZM213 183V184H212ZM226 183V184H225ZM41 184H43V185H41ZM64 184H67V186H69L70 184H71V188H69V187H67L66 185H64ZM183 184H182V187H183ZM213 185V186H212ZM65 186V187H64ZM75 186V187H74ZM162 187V189H160V187L158 186V192H163V188H164V190H166V188L165 187H163V185H161ZM40 187H43V188H40ZM89 187V188H88ZM220 187V188H219ZM2 188V189H1ZM211 188V189H210ZM59 190V191H58ZM97 190H98V192H97ZM220 190L221 191H223V195L221 196V193L222 192H220ZM226 190V191H225ZM230 190V189H229ZM70 191V192H69ZM218 192V193H217ZM226 192V193H225ZM244 192H247V189H246V191H244ZM98 194V195H97ZM116 194V193H115ZM68 195V196H67ZM230 195V196H229ZM76 196V197H75ZM189 197H191L192 196V194H190V192H189V195H188ZM244 196H246L245 194H244ZM13 197H14V199H13ZM85 197V198H84ZM193 197V196H192ZM195 197V196H194ZM193 197V198H194ZM225 198L226 199V197H227V200H225V203H227L228 202V205L227 204H225L224 203V200H222V198ZM234 197L236 198V199H234ZM9 198V199H8ZM52 198V199H51ZM68 198V199H67ZM99 198V199H98ZM114 198H116V196L114 197ZM188 198V197H187ZM187 198H185V200H186V202H188L187 200ZM223 198V199H224ZM237 198H239V199H237ZM67 199V200H66ZM83 199V200H82ZM103 199V200H102ZM109 199V198H108ZM190 199H192V198H190ZM249 200V201H248ZM100 201V202H99ZM105 201V202H104ZM191 200H189V202H190ZM208 201H210L211 203H208ZM219 201V202H218ZM227 201V202H226ZM243 201H245V202H243ZM246 201H248V203H249V205H248V203L246 202ZM255 202V204L257 203L258 204V202L259 203H261V201H262V203H261V205H262V207H259V206H261V205H258L257 207H258V211H260L261 210V213H254V211L256 212V209H257V207L255 208V206L257 205H255L254 203H252V202ZM68 202V203H67ZM82 202V203H81ZM185 202V201H184ZM183 202V203H184ZM186 202L184 203V204H181V205H179V206H181V208H184V209H188V208H190V206L191 205H189L188 203L186 204ZM221 202V203H220ZM243 202V203H242ZM8 203V204H7ZM90 203V204H89ZM199 203V204H200ZM219 203V204H218ZM236 203V204H235ZM98 204V205H97ZM122 206H121V205ZM198 204V205H199ZM242 206H244V207H242ZM253 204V205H252ZM21 205V206H20ZM94 205V206H93ZM106 205V206H105ZM107 205H109V206H111V207H109V206H107ZM206 205V206H205ZM208 205V206H207ZM213 205V206H212ZM215 205V206H214ZM217 205V206H216ZM219 205H223L222 207L221 206H219ZM237 205V206H236ZM240 205V206H239ZM104 208H103V207ZM114 206H116V207H114ZM117 206H118V208H117ZM124 206V207H123ZM130 206H132L131 208H130ZM209 206H211V207H209ZM229 206V207H228ZM249 206V207H248ZM251 206H252V208H251ZM11 207V208H10ZM13 207H14V209H13ZM106 207V208H105ZM120 207V208H119ZM121 207H122V209H121ZM214 207V208H213ZM216 207L218 208V207H220V208H218L217 210H216ZM230 207H235L234 209L233 208H231L230 209ZM17 208V209H16ZM117 208V209H116ZM136 208V209H135ZM203 208V209H204ZM209 208V209H208ZM223 208V209H222ZM250 208V209H249ZM255 208V210H251V209H254ZM264 208V207H263ZM109 209V210H108ZM112 209V210H111ZM131 209H133V210H131ZM142 209V208H141ZM213 209V210H212ZM224 211V209H225V215L222 213V210ZM24 210V211H23ZM112 212H111V211ZM136 210H137V212H143V214H141V215H144V219L142 220V216H140V213H139V215H137L138 213L136 212ZM209 210V211H208ZM231 210H233V211H231ZM248 210V211H247ZM17 211V212H16ZM19 211V212H18ZM29 213H28V212ZM94 211H95V213H94ZM235 211V212H234ZM25 212V213H24ZM118 212V213H117ZM136 212V213H135ZM148 212V211H147ZM215 212H217V213H215ZM219 212H221L222 214H223V216H219ZM246 212V213H245ZM253 212V213H252ZM27 213V214H26ZM87 213V214H86ZM105 213V214H104ZM135 213V214H134ZM206 213V214H205ZM251 213V214H250ZM132 214H134V215H136L137 216V218H136V216H134V215H132ZM237 214V215H236ZM258 214L260 215L259 216V218H257V216H258ZM28 215H29V217H28ZM208 215V216H207ZM210 215V216H209ZM221 215V214H220ZM246 215H247V217H248V219H249V221H247L248 219H246L247 217H246ZM254 215V216H253ZM35 216V217H34ZM39 216V217H38ZM225 216V217H224ZM245 216V217H244ZM252 216V217H251ZM23 217H24V219L25 220H29V221H26L25 222V220L23 219ZM41 217V218H40ZM124 217V218H123ZM128 219H126V218ZM142 217V218H141ZM203 217V218H202ZM218 217L220 218V220L222 219L223 220V222H222V220L220 221V223H218V224H216L217 223V219H218ZM22 219V220H18V219ZM34 218V219H33ZM133 218H136V221L138 222H134L133 223V220L135 221V219H133ZM140 218V219H139ZM15 219H16V221H15ZM138 219V220H137ZM250 219H252V221H250ZM257 219V220H256ZM95 220H97V221H95ZM125 220V221H124ZM127 220V221H126ZM131 220V221H130ZM232 220V221H231ZM259 220V221H258ZM18 221H19V223H18ZM75 221V222H74ZM120 221H122V222H120ZM124 221V222H123ZM129 221V222H128ZM202 221H201V223H202ZM216 221V222H215ZM224 221H225V223H224ZM18 223V225H17V223ZM20 222H22V223H20ZM128 222V225L126 224ZM218 222H219V220H218ZM248 222L250 223L251 222V224H248ZM255 222H257V224H260V225H257ZM26 223H29V224H26ZM39 225H38V224ZM95 223V224H94ZM98 225H97V224ZM132 223V224H131ZM137 223V224H136ZM239 222H237V224H238ZM261 223H263V221L261 222ZM9 224V225H8ZM27 226H26V225ZM93 224V225H92ZM107 224V225H106ZM131 224V225H130ZM135 224V225H134ZM142 224V223H141ZM203 224L204 223H202L201 225L203 226ZM236 224V223H235ZM248 224V225H247ZM2 225V226H1ZM32 225V226H31ZM96 227H95V226ZM139 227H137V226ZM140 225V224H139ZM143 225V224H142ZM251 225V226H250ZM264 225V224H263ZM7 226V227H6ZM19 226V227H18ZM45 226V227H44ZM78 226V227H77ZM109 226V227H108ZM141 226V225H140ZM245 226H246V228H245ZM263 228V229H261V227ZM38 227V228H37ZM42 227V228H41ZM121 227H122V229H121ZM125 227V228H124ZM130 227V228H129ZM135 227V228H134ZM163 227V226H162ZM161 227V228H162ZM221 227V228H222ZM44 228V229H43ZM160 228V227H159ZM166 228H167V226H166ZM254 228V229H253ZM20 229V230H19ZM130 229V230H129ZM135 229H137V231H139L140 233L138 234L137 233V231H135V232H133L132 233V231H134ZM138 229H140V230H138ZM237 229V228H236ZM243 230V231H242ZM20 231V232H19ZM48 231V235H47V233H45V232H47ZM83 231V232H82ZM95 231V232H94ZM122 231V232H121ZM126 233H125V232ZM145 231L147 232V230L145 229ZM168 231H169V229H168ZM233 231L235 232V233H237L235 236H233ZM245 231V232H244ZM253 231H256V233L254 232V234H256V235H254L253 234ZM50 232H51V234H50ZM87 232V233H86ZM93 232V233H92ZM102 232V233H101ZM142 232H143V234H142ZM148 232H149V230H148ZM251 232V233H250ZM71 233H72V235H71ZM105 233V234H104ZM156 233V234H155ZM157 233H159V234H163V235H159V234H157ZM170 234H171V232H169ZM32 234V236L30 237L29 235H31ZM37 234V235H36ZM88 234H90V235H88ZM133 234V235H132ZM134 234L136 235H140V236H138V237H136V236H134ZM144 234H145V236H144ZM239 234H240V236H241V239H240V241H242V240H245L246 242H237L236 240H239ZM14 235H16V236H14ZM83 235H84V237H83ZM88 235V236H87ZM104 237H103V236ZM111 235H113V236H111ZM131 235H132V237H131ZM147 235H149L148 237H147ZM159 236V237H155V236ZM228 235V236H227ZM242 235H244L245 237H243ZM6 238H5V237ZM21 236V237H20ZM34 236V237H33ZM36 236H38V237H36ZM51 238H50V237ZM61 236V237H60ZM71 236V237H70ZM96 236H98V237H96ZM126 236H127V238H126ZM154 236V237H153ZM167 236V235H166ZM25 237V238H24ZM82 237H83V239H82ZM89 237H92V238H89ZM131 237V238H130ZM161 237H165L164 239H160ZM234 237V238H233ZM239 237V238H238ZM244 239H243V238ZM29 238V239H28ZM50 238V239H49ZM88 238V239H87ZM98 238V239H97ZM132 238H134V240L132 239ZM141 238H143V239H141ZM150 238V239H149ZM238 238V239H237ZM251 238V239H250ZM255 238V239H254ZM260 238V239H259ZM14 239V240H13ZM54 239V240H53ZM80 239V240H79ZM89 239H90V241H89ZM102 239H104V240H102ZM107 239V240H106ZM114 239V240H113ZM152 239H153V241H152ZM156 239H160V241H162V242H164L163 243V246L162 247H159L161 244H162V242H161V244H159L160 243V241H158V240H156ZM248 239H250L251 241H248ZM17 240H19V241H17ZM20 240H21V243H19L20 242ZM57 240V241H56ZM86 240V241H85ZM92 240V241H91ZM101 240V241H100ZM131 240V241H130ZM142 240H144V241H142ZM183 240V239H182ZM88 241V242H87ZM107 241V242H106ZM117 241V242H116ZM127 241V242H126ZM140 241H142V242H140ZM152 241V242H151ZM167 242V244H171V246H172V248L173 249H175L174 251L175 252H173V254H169L170 253V250L168 249V247H169V245H168V247L166 248V242ZM256 241V240H255ZM2 242V243H1ZM23 242V243H22ZM56 244V246H55V244ZM57 242V243H56ZM80 242H82V243H80ZM94 242L96 243L95 245H94ZM106 242V243H105ZM132 242V243H131ZM247 242H249L248 243V245L246 244ZM251 242V243H252ZM26 243V244H25ZM38 243V244H37ZM41 243V244H40ZM87 243V244H86ZM92 243V244H91ZM143 243H145V245L143 244ZM184 243V244H183ZM59 244V245H58ZM85 244V245H84ZM89 244H91V246L89 245ZM155 244V245H154ZM246 244V245H245ZM256 243H253V246L251 245V247H254V246H256V247H258V245L256 244ZM261 244H264V243H262V242H260V246H261ZM21 247H20V246ZM38 245L40 246V247H38ZM62 245V246H61ZM89 245V246H88ZM94 245V246H93ZM96 245H98V246H96ZM130 245V246H129ZM143 245V246H142ZM157 245H158V247H157ZM234 245V246H235ZM38 247V250H39V252L37 251V248L36 247ZM52 246H54V247H52ZM100 246V247H99ZM131 246H133V247H131ZM146 246V247H145ZM259 246V247H260ZM18 247V248H17ZM26 247V248H25ZM28 247V248H27ZM59 247V248H58ZM94 247V248H93ZM143 247V248H142ZM153 247H154V249H153ZM163 247H165V248H163ZM185 247H187L186 249L188 250V251H190V252H187V250L185 249ZM256 247H254V249H256ZM263 247V246H262ZM14 248V249H13ZM85 248V249H84ZM91 248H93V249H91ZM103 248V249H102ZM149 248V249H148ZM150 248H152V249H150ZM160 250H159V249ZM29 249V250H28ZM60 249V250H59ZM88 251H87V250ZM91 249V250H90ZM99 249H102V250H99ZM157 249V250H156ZM167 249V250H166ZM172 249V250H173ZM178 249V250H177ZM183 249V251H182V254H181V250ZM189 249H192L193 250V252L195 251V253L194 254H192L193 252H191L192 250H189ZM234 249H235V247H234ZM261 249V248H260ZM263 249H264V247H263ZM65 250V251H64ZM85 250V251H84ZM95 252H99L98 254H100V255H97L96 253V255H95V257L92 255L93 253H94V251ZM98 250V251H97ZM147 250V251H146ZM154 250V251H153ZM166 250V251H165ZM171 250V251H172ZM243 251V249H240L239 251ZM247 251L248 250V248H246V249H244V251ZM250 250V249H249ZM248 250V251H249ZM59 251V252H58ZM64 251V252H63ZM86 251H87V253H86ZM90 251H93V253H89ZM103 252V253H101V252ZM149 251V252H148ZM162 251V252H161ZM236 251V250H235ZM29 252V253H28ZM63 252V253H62ZM84 252H85V254H84ZM117 252V253H116ZM132 252V253H131ZM139 252V253H138ZM167 252V253H166ZM2 253V254H1ZM66 253V254H65ZM160 253V254H159ZM176 253V254H175ZM241 252H239V254H240ZM251 253V252H250ZM250 253H248L249 255H250ZM262 254H263V252H261ZM64 254V255H63ZM67 254H68V256L70 257V261L72 262H70V261H68V259H65V256L66 257H68L67 256ZM103 254V255H102ZM39 255H41V256H39ZM50 255H51V257H50ZM55 255V256H54ZM60 255V256H59ZM64 257H63V256ZM92 256V258L94 259H92L91 258V256ZM101 255H102V258H101ZM203 255V254H202ZM261 255V254H260ZM99 256H100V258H99ZM189 256V257H188ZM197 256V257H196ZM199 256V257H198ZM11 257V258H10ZM78 257H80V259L78 260ZM146 257V258H145ZM150 257V258H149ZM175 257V258H174ZM182 257V258H181ZM183 257H185V258H183ZM262 257V258H261ZM263 257H264V255H261V256H258L257 255V257L255 256V258H257V259H255V260H258L259 258H261L260 259V261H255L254 260V264H264V259H263ZM38 259V260H36V259ZM50 258V259H49ZM59 258V259H58ZM120 258V259H119ZM148 258V259H147ZM180 260L179 262H178V259ZM181 258V259H180ZM187 258V259H186ZM230 258V259H229ZM5 259V260H4ZM22 259V260H21ZM48 259V260H47ZM175 259H177V261L175 260ZM184 259V261H181V260H183ZM224 260H222L221 259V261H222V263H220L219 262V260L217 261V262H214L213 264H217L218 262H219V264H236L237 263V261L233 258V257H230V256H228V258H223ZM235 260V261H232V260ZM15 260V261H14ZM64 261L65 260V262L63 263V262H61V261ZM153 260V261H152ZM175 260V261H174ZM228 261V263H227V261ZM2 261V262H1ZM20 261V262H19ZM21 261H22V263H21ZM31 261V262H30ZM171 261V262H170ZM195 261H192V263H194ZM198 261H200L199 263H198ZM4 262V263H3ZM44 262V263H43ZM47 262V263H46ZM175 262H177V263H175ZM82 264V263H81ZM196 264V263H195ZM204 264V263H203ZM205 264H208L207 262L205 263ZM238 264H241V263H238Z\"/></svg>",
  "mask_w": 264,
  "mask_h": 264
}]
</instances>
